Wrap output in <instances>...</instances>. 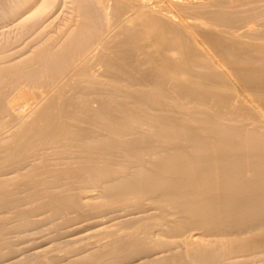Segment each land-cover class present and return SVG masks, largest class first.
Here are the masks:
<instances>
[{
    "label": "bare ground",
    "instance_id": "obj_1",
    "mask_svg": "<svg viewBox=\"0 0 264 264\" xmlns=\"http://www.w3.org/2000/svg\"><path fill=\"white\" fill-rule=\"evenodd\" d=\"M13 1V0H12ZM43 0H41L40 2H42ZM53 1V0H52ZM74 1V0H73ZM79 1V0H78ZM77 1V2H78ZM86 1V0H85ZM92 1V0H91ZM99 5H102V4H106L107 2L108 3H110V2H114L115 3V6L117 5H119L117 8H115V6H114V4H113V7H114V9H118L119 7H120V5L121 4H123V1H125V0H95ZM128 1V0H127ZM135 1L136 0H133V2L134 3H130V5L131 4H133V6L132 7H129L130 9L132 8L133 9V7L134 6H136V5H138V6H140V1H143V3L144 4H147L146 3V1L145 0H140V1H138L139 2V4H138V2H137V4H135ZM145 1V2H144ZM149 1H151V0H149ZM155 1V0H154ZM172 1V0H171ZM217 1V0H216ZM221 1V0H220ZM220 1H218V2H220ZM237 2H238V0H236ZM235 1V2H236ZM241 1V0H240ZM253 1V0H252ZM255 1V0H254ZM258 1V0H257ZM257 1H255V2H257ZM260 1V0H259ZM258 1V2H259ZM263 1V0H262ZM56 2H57V0H55V3H54V5L56 4ZM67 2V1H66ZM131 2V1H130ZM147 2H148V0H147ZM157 2V1H156ZM161 2H163V1H161ZM173 2V1H172ZM198 2V1H197ZM201 2V1H200ZM230 2V1H229ZM232 2V1H231ZM243 2V1H242ZM5 3V2H4ZM3 3V4H4ZM7 3V2H6ZM36 3H37V0H22V1H20V0H15V5H14V7L12 6V8L7 4V5H3L2 7H0L1 8V11L4 13V9H2V8H5L6 10H5V12L8 10V7H10L9 8V10L6 12V16H10L11 18H14V17H22V19H23V16L24 15H26V14H28L29 12L27 11V10H30L31 8H34L35 7V9H36V7H37V9L35 10V11H33V13H29L28 14V16L31 14V16L33 15V14H35L34 16H36V17H39L40 15H43V14H45V11L48 13V9L49 8H53V7H51L52 5H50L49 4V2H44V3H39V5H37V6H35L36 5ZM76 3V2H75ZM128 3V2H127ZM151 3V2H150ZM149 3V4H150ZM167 3H169V2H167ZM171 3V2H170ZM262 3V2H261ZM264 3V2H263ZM1 4V3H0ZM58 4V3H57ZM66 4V3H65ZM87 4V3H86ZM89 4H90V0H89ZM111 4V3H110ZM135 4V5H134ZM148 4V5H149ZM154 4H155V2H154ZM172 4H174V3H171V4H169L170 6L172 5ZM176 4L178 5V3L176 2ZM211 4V3H210ZM245 4V3H244ZM11 5V4H10ZM69 5V4H68ZM67 5V6H68ZM81 5V4H80ZM83 5H85V4H83ZM107 5V4H106ZM105 5V6H106ZM109 5V4H108ZM128 5V4H127ZM129 5V6H130ZM147 5V7H149V9H151V8H153L152 6H150V5H153V4H150L149 6ZM207 5H209V4H207ZM214 4L212 3V6H213ZM221 5V4H220ZM232 5V4H231ZM238 4H236V6H237ZM246 5H249V4H246ZM261 5V4H260ZM264 5V4H263ZM5 6V7H4ZM57 6V5H56ZM59 6V5H58ZM74 6H75V4H74ZM74 6L72 5V7H73V9H74ZM76 6H77V4H76ZM75 6V7H76ZM79 6V5H78ZM86 6V5H85ZM93 6H95V5H93ZM97 6V5H96ZM138 6H136L137 8L135 9V7H134V9H135V11H134V13H135V15L134 14H132L134 17L131 19V20H129V22L131 23H129L128 21H126V17H125V19L123 20V21H121L120 20V24H122V26H123V24L125 23V22H128V24H130V26H132L133 27V29L135 30L134 32H133V29L131 28H129L128 27V25H127V28L126 27H122V30L124 31V29L126 28V29H128L129 28V30H125L126 31V33L129 31V33H127V36H128V34H129V36H130V31L132 30V32L134 33V34H136V35H134V36H136L137 38H138V40H136V39H132V38H130V39H132V41L134 40H136L135 42H134V44H136L137 43V41H139V44H141V45H143L144 47H142L141 45V47L143 48V51H147L149 48H150V51H149V53L147 54H145L144 53V55L145 56H143L140 52L142 51V49L141 48H137V50L138 49H140V50H138V51H140L139 53L141 54H137V55H140V56H142L143 58H145L146 59V62H147V65H148V63H149V65H148V67H150L149 68V71L148 70H146V71H144L145 70V68H143L144 70H142V73H143V71L144 72H149V79H151L152 80V85H153V83H154V85L155 86H153V88L155 87V89H157L158 90V92L159 93H157V94H155V95H152V94H150V93H148V91H151V92H153V90L154 89H151V90H148L150 87L149 86H146V87H149L147 90H145V91H143V89H142V91L141 90H139V88H137V86L141 83H137V81L135 80V78H133L134 79V82L131 80V82H133V84H137L136 85V89H138V90H129V89H127V88H125V89H117V91H116V94H117V92L118 93H122L124 96H121V95H118V98H116L114 101H111L110 100V96H111V94L110 93H107V92H102L103 94L102 95H104L103 97H101V104H103V106L101 105L100 106V109H98V110H95L96 108H99V106L98 107H96L95 109H94V111L93 110H89L90 109V104H89V102L88 101H86L85 99H79V98H76L75 99V97H73L75 100H77V102H80V100H82L83 102H82V105L84 106V108L87 106L88 108V111H90V113H91V111H92V113H91V115H92V117L94 118L93 120H95L94 122H95V128L96 129H98V127L99 126H101V128H102V132H104L103 131V129L106 131L105 133H107V136L105 135L104 137H102L103 135L102 134H100V135H102L101 137H100V135H99V132H98V138H96L97 137V135H96V137L94 136V133H93V135H91L90 137L92 138H89V136H88V140L90 141V139L92 140V143L91 142H88V143H91V146H90V144H87L89 147H87L86 146V149L84 148V146L85 145H83L82 143H81V141L82 140H84V139H86L85 137H84V139H82L81 141H79L80 142V144H82L80 147H81V149L82 148H84V150H85V159H84V156H82V155H84V152L82 153V155H80L79 154V152L80 151H83V150H80L78 153H75V152H77L76 150L75 151H73V150H71V152H72V154H73V156H74V153H75V155L76 154H78V155H80L81 156V158H79V159H81L82 160V157H83V159L85 160V162H86V164L88 163V166H89V163H90V165H91V171L89 170V167H88V174L85 172V171H87V169H85V171H84V173H83V170L82 171H79V174L80 173H82V174H80V175H78L77 176V178L80 180H78L77 178V180H78V182L79 183H77V181H76V183H74L73 185H75V184H81V182H83L84 184L86 183V184H92V187H93V191L94 192H96L95 190H94V188H98V189H100V193H101V195H99L100 196V199H99V202H97L96 201V198H95V196L94 197H91L90 198V200L93 202L94 200L96 201H94V203H92V202H89V204H91L90 206H91V208L90 209H92V211L94 210V211H98V212H100V210H101V212H102V210H108L109 208L110 209H113V208H118L120 205L121 206H126V205H128V206H131L132 208H133V211H137V212H134V214L136 215L137 214V216L136 217H138L139 218V215L138 214H143V215H140V218H143V219H140V220H133V218L135 219V217L132 215H129L130 217H131V219L134 221H130V223H126V224H124V226H120V228H116L117 227V225L114 223V222H118V221H115L114 220V224L115 225H113V226H111L112 228H114V226H116L115 227V229L113 230V233H111L110 234V236L112 237H108L109 239H110V241H109V244L106 246L105 244V248H103V245H100V247H102L103 249H101V251H99V246H97L99 249H98V253L95 251V255L93 254V255H89L88 256V253H87V257L85 256V259L82 257V256H84V255H82L81 257H80V259L81 260H83V261H79L78 260V258H77V263L78 262H84V264H86L87 263V261L88 260H92V259H94V258H96V259H94V260H100L104 255H108L109 257H111V259H112V261H117L118 259H121V258H119V257H124L125 256V260H126V258L127 257H129V258H132V259H140V257L141 258H146V259H148L150 256H152V262H153V260L155 259V262H153V264H264V99L262 98L263 97V95H264V82H262V84H261V82L260 83H255V81H257L258 80V78H254V83H253V80L251 79L252 77L251 76H253L254 74H253V72H254V70H256V73L260 70V73H261V70H263L262 68H261V66L262 65H260V67H259V65H258V67H256L257 66V62L258 63H261L260 61V59H259V61H257L255 64H256V66L254 65V67H256V68H254L252 65H250V66H252V67H250V68H247L246 69V67L248 66V65H246L247 64V61H249V55L248 56H246L247 57V59H245V56L244 57H242L243 59H244V61H241L242 63H243V65H242V63L241 64H239V62L240 61H237V60H239L240 59V57L239 56H241L240 54H239V56L238 55H236V57L237 58H234V60H236L235 62H237V65L239 66V68H240V65L241 66H243V67H245V68H243V70L245 69V70H248V69H251L252 70V68L254 69L253 71H249L248 70V72L247 71H245L244 70V72H240V70H242L241 68H240V70L238 69V68H234V70H239V72H238V70H237V72H234L233 71V73L231 72L232 71V67H233V65H235V67H237L236 66V63L235 64H233V65H231L232 67V69H231V71L229 70V71H227L226 70V68H225V70L227 71V72H225V73H227V76H229L230 77V75H234V73H236V74H240L238 77H240V76H243V77H245V76H247V75H251L249 78H250V80H248L247 79V77H245V79L243 80L241 77L240 78H238L237 76V80L238 79H241V81H237L235 78L236 77H234V76H232L231 78H229L228 80H219L218 78H221L220 76L217 78L216 76H212V75H207V74H203V72H201L200 73V75H204V76H200L199 75V71H198V75L196 74V71H195V73L193 72V70L195 69L194 68V66L195 67H197L196 65H200V67L202 68H204V69H206V68H209V69H215V73H217L216 71V68H224L225 67V62L223 63V61L222 60H220L218 57V59H214V58H212L209 54H211V53H213V55H215V50L212 48L213 47V45L212 44H200V43H198L197 42V40H196V38L193 40V38L192 39H190V40H192L191 42H192V44L194 45V50L192 49L191 51L193 52V53H191V54H187L186 56H184L185 57V59H183V57H182V59L181 58H179V59H177V57L175 56V58H173L172 57V50H171V47H172V49L173 50H175L174 48H176V49H178V52H179V50L181 51L182 49H184L186 46V41H185V45H182L184 48H177V46H181L180 44L178 45V40L180 39V37L179 36H175L176 34H174L175 32H172L173 34H174V36L175 37H179L178 38V40H176L175 39V41H176V44H174L175 42H174V38H172L173 39V42H172V39H170L171 40V42H170V40L168 41L167 39H165V37L168 35L167 33H169L168 31H166L165 32V34H166V36L164 37V39L166 40V42L168 41V44L166 43V42H164L163 40V42L161 41V39H162V36L164 35L163 34V30L165 31L166 29H163V27H162V25L160 24L161 23V14H159L160 12H158V10L157 11H152L153 12V14H156V15H160V21H159V19H158V17H156V15H153L154 16V18L156 19L157 18V20H155L154 18H151V17H149L148 15L149 14H144V13H142L141 11H145V9H147V8H145V7H143V5L141 6V7H138ZM156 6H158V4L156 5ZM172 6H174V5H172ZM178 6H180V5H178ZM177 6V7H178ZM183 6H185V5H183ZM182 6V7H183ZM217 6V5H216ZM222 6H223V1H222ZM234 7H235V5H233ZM240 6V5H239ZM243 6V5H242ZM251 6V5H250ZM249 6V8H251ZM60 7V6H59ZM64 7H66V6H64ZM68 7H70V6H68ZM87 7H89L88 5L86 6V8ZM112 7V8H113ZM151 7V8H150ZM164 7H166V6H164ZM164 7L161 9V7L159 8V9H161L162 11H164ZM168 7V6H167ZM166 7V9H169V8H167ZM175 7V6H174ZM221 7V6H220ZM224 7L225 6H223V9H224ZM241 7V6H240ZM239 7V8H240ZM258 7V6H257ZM56 7H54V9H55ZM58 8V7H57ZM78 8V7H77ZM76 8V9H77ZM83 8V7H82ZM111 8V7H110ZM143 8H145V9H143ZM184 8V7H183ZM183 8H182V10H183ZM185 8H186V6H185ZM243 8V7H242ZM241 8V9H242ZM248 8V9H249ZM253 8H255V7H253ZM53 9V10H54ZM62 9H63V6H62ZM67 9V8H66ZM66 9H64L65 10V13H66ZM85 9V7L83 8V10ZM94 9V8H93ZM97 9V8H96ZM113 9V10H114ZM120 9V8H119ZM148 9V10H149ZM166 9H165V12H166ZM174 9V8H173ZM172 9V7H171V10H173ZM217 9V8H216ZM216 9H215V11H216ZM235 9V8H234ZM52 10V11H53ZM68 10V9H67ZM87 10H88V8H87ZM113 10H111V12L113 11ZM170 10V12H173V11H171ZM178 10V9H177ZM176 10V11H177ZM182 10H181V13H182ZM189 10V9H188ZM218 10H220V9H218ZM217 10V11H218ZM221 10H222V8H221ZM225 10V9H224ZM224 10H222V11H224ZM232 10H233V7H232ZM244 10H245V8H244ZM250 10V9H249ZM77 11H79V9H77ZM93 11V10H92ZM95 11V14H96V11L97 10H94ZM93 11V12H94ZM101 11V10H100ZM122 11V10H121ZM175 11V10H174ZM179 11H180V8H179ZM186 11V10H185ZM213 11V10H212ZM215 11H214V13H215ZM216 11V12H217ZM32 12V11H31ZM61 12V11H60ZM69 12V11H68ZM67 12V13H68ZM81 12V11H80ZM80 12H76V13H80ZM85 12V11H84ZM83 11H82V13H84ZM93 12H91V13H93ZM116 12V14H117V11H114V12H112V13H115ZM119 12H120V10H119ZM118 12V13H119ZM155 12H158V14L157 13H155ZM167 14H169L170 12H169V10H167ZM220 12V11H219ZM230 12H231V10H230ZM230 12H228L229 14H230ZM261 12V11H260ZM262 12H263V10H262ZM261 12V13H262ZM2 13V14H3ZM54 12H52V14H53ZM62 13V12H61ZM64 13V14H65ZM90 13V14H91ZM101 13V12H100ZM124 13V12H123ZM122 13V14H123ZM193 14H195L194 12H192ZM225 14H228L227 13V10H225V12H224ZM236 12H234V10H233V12H232V14L234 15ZM260 13V14H261ZM2 14H1V16H2ZM5 14V13H4ZM49 15H50V13H48ZM60 14V13H59ZM68 14H71L70 12L68 13ZM89 14V15H90ZM163 14V13H162ZM166 14V15H167ZM174 14V13H173ZM173 14L171 13V14H169V15H172L173 16ZM183 14H184V12H183ZM186 14V13H185ZM184 14V16L183 17H185L186 15ZM189 14V13H188ZM216 14V13H215ZM220 14V13H219ZM257 14H258V12H257ZM47 15V14H46ZM56 15H57V13H56ZM55 15V16H56ZM61 15V14H60ZM99 15H101V14H99ZM121 15V14H120ZM128 15H130V14H128ZM151 15H152V13H151ZM150 15V16H151ZM181 15V14H177V17H175L174 18V16L172 17H167V19L168 18H174V19H176L177 18V20H178V17ZM223 16H225L224 14H222ZM232 15V16H233ZM237 15V14H236ZM5 16V15H4ZM4 16H2V17H4ZM5 16V17H6ZM27 16V15H26ZM27 16V17H28ZM45 16V15H44ZM59 16V15H58ZM57 16V17H58ZM94 16V15H93ZM90 17V18H94V17ZM122 16V15H121ZM165 16V15H164ZM194 16V15H193ZM214 16V15H213ZM227 16H229V15H227ZM249 16V15H248ZM248 16H246L247 17V19H248ZM253 16V15H252ZM251 16V17H252ZM2 17H0V18H2ZM30 17V16H29ZM41 17V16H40ZM40 17H39V19H37V22H35L34 24H32L31 25V27H30V30L31 29H33L34 27H37L36 25L37 24H40ZM56 17V18H57ZM60 17V16H59ZM58 17V18H59ZM71 17V16H70ZM74 17V16H73ZM84 17V16H83ZM87 17V16H86ZM103 17H105V15H103ZM102 17V18H103ZM132 17V16H131ZM181 17H182V15H181ZM180 17V18H181ZM181 18V19H185V18ZM189 17H190V15H189ZM219 17V16H218ZM218 17L216 16V18L218 19ZM220 17H222V16H220ZM219 17V19L221 20L222 18H220ZM234 17V16H233ZM233 17H230V18H233ZM236 17V16H235ZM246 17H245V20H246ZM24 18H26V17H24ZM32 18V17H31ZM31 18H28V19H31ZM53 18V17H52ZM67 18V17H66ZM72 18V17H71ZM75 18V17H74ZM82 18V17H81ZM85 18V17H84ZM99 18H101V17H99ZM106 18L108 19V17L106 16ZM114 18H116L117 19V16H115ZM120 18V17H119ZM118 18V19H119ZM180 18H179V20H180ZM192 18V17H191ZM190 18V19H191ZM215 18V17H214ZM237 18H239V16H237L236 17V20H237ZM259 18V20H261V18L260 17H258ZM257 18V19H258ZM262 18H264V17H262ZM6 19H7V17H6ZM18 19V18H17ZM45 19V18H44ZM51 19V18H50ZM69 19V18H68ZM77 20H79L80 21V17L78 18H76ZM105 21H107L105 18H103ZM102 19V20H103ZM115 19V20H116ZM127 19H130V18H127ZM163 19H165L164 17H163ZM174 19H172V20H174ZM188 19V18H187ZM225 19H229V17H225L224 19H222L223 21L225 20ZM11 20V19H10ZM15 20V19H14ZM13 20V21H14ZM19 20V19H18ZM20 20H21V18H20ZM19 20V21H20ZM24 20V19H23ZM23 20H21V21H23ZM27 20V19H26ZM52 20V19H51ZM50 20V21H51ZM58 20V19H57ZM71 20H73V19H71ZM90 20V19H89ZM112 20H113V18H112ZM216 20V19H215ZM221 20V21H222ZM231 20V19H230ZM264 20V19H263ZM262 20V21H263ZM5 21V20H4ZM7 21H9V20H7ZM40 21V22H39ZM61 21V20H60ZM65 21V20H64ZM74 21V20H73ZM82 21V20H81ZM85 21H87V20H85ZM84 21V22H85ZM94 21H95V19H94ZM98 21V20H97ZM176 21V20H175ZM194 21V20H193ZM203 21H205V20H203ZM214 21V20H213ZM226 21V20H225ZM225 21H224V23H225ZM229 20H227L226 21V23L228 22ZM240 21V20H239ZM238 21V22H239ZM242 21V20H241ZM240 21V22H241ZM254 21V20H253ZM26 22V21H25ZM32 22H34V21H32ZM39 22V23H38ZM43 22H44V20H43ZM53 22H55V21H53ZM69 22H71L72 23V21H69ZM69 22H67V23H69ZM75 22V21H74ZM78 22V21H77ZM90 22V21H89ZM91 22H92V20H91ZM90 22V23H91ZM164 22H165V20H164ZM174 22V21H173ZM181 22H183V21H181ZM190 22V21H189ZM215 22V21H214ZM217 22H219V21H217L216 20V22L215 23H217ZM248 22V21H247ZM19 23V22H18ZM24 23V22H23ZM27 23V22H26ZM25 23V24H26ZM51 23V22H50ZM59 23V22H58ZM57 23V24H58ZM64 22H62V24H63ZM79 23V22H78ZM93 23V22H92ZM98 23H99V21H98ZM103 23V22H102ZM106 23V22H105ZM220 23V22H219ZM229 24H230V22H228ZM242 23V22H241ZM245 23V22H244ZM261 22H259V24H260ZM17 24V23H16ZM21 24V23H20ZM19 24V25H20ZM28 25H30L29 23H27ZM26 24V25H27ZM45 24V23H44ZM65 24H66V22H65ZM82 24H84V23H82ZM94 24V23H93ZM114 24V23H113ZM125 24H127V23H125ZM229 24H228V26H229ZM243 24V23H242ZM250 24V23H249ZM3 25V24H2ZM21 25H23V24H21ZM42 25V24H41ZM47 25V24H46ZM51 25V24H50ZM49 25V26H50ZM74 26H76L77 24L76 23H74L73 24ZM91 25V24H90ZM111 25V24H110ZM115 25V24H114ZM195 25H197V24H195ZM217 25H218V23H217ZM239 25V24H238ZM251 25V24H250ZM249 25V26H250ZM52 26V25H51ZM65 26H67V25H65ZM68 26H71V25H68ZM67 26V27H68ZM84 26V25H83ZM108 26V25H107ZM107 26H106V29H108L107 28ZM112 26V25H111ZM116 26V25H115ZM124 26H126V25H124ZM176 26H178V25H176ZM191 26V25H190ZM189 26V27H190ZM198 26V25H197ZM219 27H220V25H218ZM240 26H242L241 24H240ZM251 26H253V25H251ZM258 26V25H257ZM261 26V25H260ZM12 27V26H11ZM23 27V26H22ZM21 27V30H24L23 28ZM25 27V26H24ZM38 27H39V25H38ZM64 27V26H63ZM78 27V26H77ZM85 27H86V25H85ZM88 27V26H87ZM109 27V26H108ZM116 27H120L119 25H118V23H117V26ZM164 27H165V25H164ZM167 27V26H166ZM181 27V26H180ZM183 27V26H182ZM181 27V28H182ZM192 27V26H191ZM230 27V26H229ZM229 27H228V31H229ZM232 27V26H231ZM247 27V26H246ZM9 28H10V26H9ZM15 28V27H14ZM40 28V27H39ZM44 28V27H43ZM42 28V29H43ZM50 28V27H49ZM49 28H48V30H49ZM53 28V27H52ZM52 28H50V29H52ZM58 28V27H57ZM75 28V27H74ZM73 28V29H74ZM96 28V27H95ZM109 28H111V27H109ZM124 28V29H123ZM169 28V27H168ZM196 28V27H195ZM224 28H225V26H224ZM242 28H245V26L244 27H241V29ZM264 28V27H263ZM17 29H18V27H17ZM20 29V28H19ZM26 29H28V28H26ZM41 29V28H40ZM41 29V30H42ZM53 29H55V28H53ZM59 29V28H58ZM65 29V28H64ZM76 29V28H75ZM78 29H80V27L78 28ZM77 29V30H78ZM89 29V28H88ZM92 29V28H91ZM91 29H89V30H91ZM97 29V28H96ZM112 29V28H111ZM137 29V30H136ZM192 29V28H191ZM198 29H200V28H198ZM212 29V28H211ZM233 29H235V28H233ZM233 29H231V30H233ZM237 30H238V32H239V28H236ZM262 29V28H261ZM16 30V29H15ZM20 30V31H21ZM29 30V29H28ZM34 30H35V28H34ZM39 30V29H38ZM44 30V29H43ZM46 30H47V28H46ZM85 30V29H84ZM93 30V29H92ZM104 30H105V28H104ZM103 29H102V31H104ZM114 30H116V29H114ZM117 30H120V29H117ZM216 30V29H215ZM230 30V31H231ZM45 31V30H44ZM44 31H42V34H43V32ZM58 31V30H57ZM56 31V32H57ZM64 30H62V32H63ZM68 31V30H67ZM74 31H76V30H74ZM73 31V32H74ZM86 31H88L87 29H86ZM94 31V30H93ZM107 31V30H106ZM110 31H112L113 32V30H110ZM170 31V35L172 36V33H171V30H169ZM195 31H197V30H195ZM199 31V30H198ZM235 31V30H234ZM30 32H32V30L31 31H29L28 33H30ZM36 32V31H35ZM39 32V31H38ZM52 32V31H51ZM59 32V31H58ZM57 32V33H58ZM65 32V31H64ZM69 32H70V30H69ZM77 32H80V31H76V33L75 34H77ZM95 32V31H94ZM94 32L92 33V35L94 34ZM108 32V31H107ZM120 32V31H119ZM122 32V31H121ZM120 32V33H121ZM181 32V31H180ZM188 32V31H187ZM224 32V31H223ZM235 32H237V31H235ZM244 32V31H243ZM250 32H252V33H254V32H256V30H254V32L253 31H251L250 30ZM262 32H263V30H262ZM13 33V32H12ZM11 33V34H12ZM34 33V32H33ZM37 33V32H36ZM36 33H35V35H36ZM61 33V32H60ZM82 33V32H81ZM84 33H85V31H84ZM90 33H91V31H90ZM96 33V32H95ZM100 33V32H99ZM103 33V32H102ZM105 33V32H104ZM117 33V32H116ZM182 33H184V31H182ZM198 34L200 33V31L199 32H197ZM227 32L225 31V33L224 34H226ZM232 33V34H231ZM234 32L233 31H231L230 32V35H235V34H233ZM252 33H251V35H252ZM31 34V33H30ZM39 34H41V32L40 33H38V36H39ZM45 34H47V33H45ZM53 34V33H52ZM56 34V33H55ZM62 34H64V33H62ZM66 34H67V32H66ZM72 34V33H71ZM83 34V33H82ZM86 34V33H85ZM101 34V33H100ZM106 34V33H105ZM119 34V33H118ZM123 34V33H122ZM163 34V35H162ZM188 34H190V33H188ZM194 34V33H193ZM201 34V33H200ZM219 34H220V32H219ZM222 34V33H221ZM220 34V35H221ZM239 33H237L235 36H239L240 37V34L238 35ZM255 34V33H254ZM253 34V35H254ZM1 35V34H0ZM21 35V34H20ZM19 35V36H20ZM24 35V34H23ZM25 35H26V32H25ZM28 36H30L29 34H27ZM34 35V36H35ZM44 35V34H43ZM54 35V34H53ZM56 35H58V34H56ZM77 35H79V36H81L80 34H77ZM76 35V36H77ZM88 35V34H87ZM112 35V34H111ZM113 35H115V33L113 34ZM126 35V34H125ZM178 35V34H177ZM184 35V34H183ZM223 35V34H222ZM226 35H228V33L226 34ZM242 35V34H241ZM244 35V34H243ZM242 35V36H243ZM255 35H258V34H255ZM5 36H7V35H5ZM10 36V35H9ZM15 36V38L17 37L16 35H14ZM22 36V35H21ZM49 36V35H48ZM72 36H74V34L72 35ZM71 35L69 36V37H72ZM78 36V37H79ZM94 36V35H93ZM92 36V37H93ZM99 36V35H98ZM97 36V37H98ZM102 37H103V35H101ZM108 36V35H107ZM118 35H116V36H114V38L115 37H117ZM122 36V35H121ZM131 36H132V34H131ZM170 36V37H171ZM202 36V35H201ZM248 36V35H247ZM4 37V36H3ZM12 37V36H11ZM10 37V38H11ZM32 37V36H31ZM39 37H41V35L39 36ZM50 37V36H49ZM77 37V38H78ZM87 37V36H86ZM88 37H91V36H88ZM87 37V38H88ZM96 37V38H97ZM113 37V36H112ZM118 37H120V34H119V36ZM135 37V38H136ZM169 37V36H168ZM168 37H166V38H168ZM169 37V38H170ZM196 37H198V36H196ZM228 37V36H227ZM227 37H225V39L227 38ZM230 37V36H229ZM232 37H234V36H232ZM245 37V36H244ZM251 37V36H250ZM249 37V39H251ZM254 37V36H253ZM252 37V38H253ZM261 37H264L263 35L261 36ZM20 38V37H19ZM25 38V37H24ZM33 38V37H32ZM43 38V37H42ZM47 38V37H46ZM58 38V37H57ZM66 38V37H65ZM73 38H75V37H73ZM104 38H105V35H104ZM121 38V37H120ZM219 38V37H218ZM223 38V37H222ZM236 39H235V41H238V43H239V39H237L238 37H235ZM241 38V37H240ZM3 39V38H2ZM5 39H7V38H5ZM4 39V40H5ZM18 39V38H17ZM50 39V38H49ZM55 39V38H54ZM68 40H69V38H67ZM80 39V38H79ZM92 39V38H91ZM94 39H95V37H94ZM93 39V40H94ZM111 39V38H110ZM231 39V38H230ZM229 39V40H230ZM232 39H234V38H232ZM254 39V38H253ZM7 40H9V39H7ZM35 40H36V37H35ZM38 40V39H37ZM36 40V41H37ZM53 41V39H50V41ZM65 40V39H64ZM68 40H66L67 42H69ZM75 40V39H74ZM73 40V41H74ZM86 40V39H85ZM89 40V39H88ZM93 40H90V42L91 41H93ZM98 40H99V38H98ZM117 40V39H116ZM127 40H129V39H127ZM206 40V39H205ZM220 40H221V37H220ZM262 40V39H261ZM28 40H26V42H27ZM42 41V40H41ZM48 41V40H47ZM60 41V40H59ZM65 41V42H66ZM77 41H78V39H77ZM83 41V40H82ZM105 41V40H104ZM103 41V39H101V41H97L96 40V42L97 43H94V45L93 46H91L92 45V43H91V45H90V48L87 50L86 49V47H84V49L85 50H87L86 52H84L83 50H81L84 54H83V57H82V59H85V58H88V57H90V58H92L91 56H93L94 58L96 57V58H98V57H100V59H101V54H102V59H101V62L103 63V64H106V65H104L107 69H104L103 68V73H104V71L105 72H108V68L110 69V67H114V68H116V70H117V72L119 73V74H121V75H123V76H121V77H123L124 78V76H126V75H128V77H129V75L131 74L129 71V69H131V67H130V64H131V62L133 61H131L130 63H129V65L126 63V60L123 58L122 60H125L124 62V64L126 65H128V67H127V65H126V68L123 66V61L121 60V62L122 63H119V64H115L114 63V59L112 60L111 58L114 56H112L110 59L112 60L111 62H113V63H111V62H109V61H106V59H105V53H104V56H103V50H105L103 47L105 46L103 43H106V41L104 42ZM118 41V40H117ZM184 41V40H183ZM214 41V40H213ZM219 41V40H218ZM253 41H255V40H253ZM2 42H4V41H2ZM12 42V41H11ZM13 42H17V41H13ZM12 42V43H13ZM25 42V43H26ZM30 42L32 43V39L30 40ZM29 42V43H30ZM49 42V41H48ZM47 42V43H48ZM85 42V41H84ZM87 42V41H86ZM114 42V41H113ZM112 41L110 42V44L112 45V43H113ZM120 42V41H119ZM179 42H180V40H179ZM205 42V41H204ZM208 42V41H207ZM221 42H222V40H221ZM232 42H234V41H230L229 43H232ZM241 42V41H240ZM258 42V41H257ZM18 43V42H17ZM30 43V44H31ZM45 43V42H44ZM50 43V42H49ZM55 43V42H54ZM57 43V42H56ZM60 43V42H59ZM74 43V42H73ZM88 43V42H87ZM86 43V44H87ZM132 43V42H131ZM172 43H173V45H172ZM189 43V42H188ZM187 43V44H188ZM209 43V42H208ZM219 43H220V41H219ZM218 43V44H219ZM235 43V45H236V42H234ZM234 43H232V44H234ZM249 43V42H248ZM264 43V42H263ZM1 44V43H0ZM5 44V43H4ZM15 44V43H14ZM19 44V43H18ZM27 44V43H26ZM63 44V43H62ZM69 44H71V43H69ZM79 44V43H78ZM82 44V43H81ZM88 44H90V43H88ZM110 44L108 43V45L110 46ZM130 44V43H129ZM222 44H224L223 42L221 43V44H219V46H222V47H226V48H222L221 47V49H220V47L216 44V46H218V48L220 49H217V47H216V49L218 50V51H220V53H226V52H231L230 53V55L232 56V54L233 55H235V50L233 51V48H231V47H233V46H230V49L227 47V46H223ZM242 44V43H241ZM241 44H239L240 45V47H241ZM250 45H252L251 43H249ZM2 45V44H1ZM7 45V44H6ZM9 45H13V44H9ZM15 45H17V44H15ZM37 45V44H36ZM40 45H42V43L40 44ZM54 45V44H53ZM61 45V44H60ZM72 45V44H71ZM103 45V46H102ZM132 45H133V43H132ZM172 45V46H171ZM175 45H176V47H175ZM210 45H212V47L210 46ZM254 45V44H253ZM255 45H257V44H255ZM254 45V46H255ZM258 45H260V44H258ZM262 45H264V44H262ZM18 46V45H17ZM52 46V45H51ZM59 46V45H58ZM70 46V45H69ZM77 46V45H76ZM79 46V45H78ZM77 46V47H78ZM81 46H83V45H81ZM80 46V47H81ZM85 46V45H84ZM89 46V45H88ZM122 46V45H121ZM173 46H174V48H173ZM181 46V47H182ZM189 47H190V45H188ZM187 46V47H188ZM1 47V46H0ZM22 47V46H21ZM28 46H26V48H27ZM36 47V46H35ZM34 47V48H35ZM42 47V46H41ZM41 47H38V48H41ZM68 47V46H67ZM75 47V46H74ZM129 47H132L131 45H129ZM138 47H139V45H138ZM148 47V48H147ZM169 47H170V49H169ZM236 47H238V46H236ZM262 47V49H259L260 47H256V51L255 52H257L258 54H257V56H253V58L254 57H256V58H258V56H259V53H261V54H263V56H264V46H261ZM3 47H1V49H2ZM12 48V47H11ZM44 48V47H43ZM42 48V49H43ZM52 48V47H51ZM56 48V47H55ZM55 48H53L54 50L53 51H55L56 49ZM62 48V47H61ZM71 48V47H70ZM73 48V47H72ZM101 48H103V50L101 49ZM105 48H106V46H105ZM109 48V47H108ZM112 48H114V47H112ZM118 48V47H117ZM133 48V47H132ZM147 48V49H146ZM243 48H245V47H243ZM5 49H6V47H5ZM10 49V48H9ZM23 49H25V48H23ZM41 49V50H42ZM63 49V48H62ZM82 49V48H81ZM119 49V48H118ZM125 49V48H124ZM135 49V48H134ZM190 49V48H189ZM232 49V50H231ZM238 49H239V47H238ZM15 50V49H14ZM26 50V49H25ZM28 50V49H27ZM40 50V49H39ZM38 50V51H39ZM40 50V51H41ZM52 50V49H51ZM78 50V49H77ZM101 50L103 51L101 54H97V51L98 52H101ZM115 50V49H114ZM136 50V49H135ZM245 50L246 49H244V52H245ZM23 51V50H22ZM21 51V52H22ZM38 51H36V53H39ZM48 51H50V50H47V52ZM65 51H67V50H65ZM75 51H76V49H75ZM113 51V50H112ZM118 51V50H117ZM117 51L115 52V53H117ZM125 51H127V50H125ZM143 51H142V53H143ZM186 51H188V49H186ZM190 51V52H191ZM224 51V52H223ZM234 53H233V52ZM5 52V51H4ZM14 52V51H13ZM12 52V53H13ZM46 52V51H45ZM56 52V51H55ZM54 52V53H55ZM70 52V51H69ZM72 52V51H71ZM77 52V51H76ZM79 52V51H78ZM124 52V51H123ZM168 52H171V53H168ZM217 52V51H216ZM243 52V53H244ZM255 52H252V53H254L253 55H256V53ZM9 53H11V51L9 52ZM20 53V52H19ZM23 53V52H22ZM21 53V54H22ZM25 53V52H24ZM44 53V52H43ZM58 53V52H57ZM68 53V52H67ZM81 53V52H80ZM122 53V52H121ZM124 53H126V52H124ZM124 53H122V54H124ZM135 53H137V51H135ZM174 53V52H173ZM184 53H185V51H184ZM219 53V52H218ZM251 53V52H250ZM2 54V53H1ZM27 54V53H26ZM26 54H25V56H26ZM33 54H35V53H33ZM63 54V53H62ZM62 54H61V56H62ZM78 54V53H77ZM76 54V55H77ZM106 54H107V52H106ZM118 55H120L119 54V52L117 53ZM116 54V55H117ZM179 54V53H178ZM229 53H227L226 54V57H229V56H227ZM246 54V53H245ZM244 54V55H245ZM248 54V53H247ZM246 54V55H247ZM5 55V54H4ZM10 55V54H9ZM13 55V54H12ZM29 55V54H28ZM38 55V54H37ZM39 55H42L41 53L39 54ZM52 55H53V53H52ZM57 55V54H56ZM68 55H69V53H68ZM68 55H66V56H68ZM75 55V56H76ZM78 55H81V54H78ZM99 55V56H98ZM108 55V54H107ZM127 55H129V53L127 54ZM132 55V54H131ZM130 55V57H135V59H137L136 57H137V55L136 56H131ZM171 55V56H170ZM177 55V54H176ZM181 55V54H180ZM224 55V54H223ZM252 55V54H251ZM6 56V55H5ZM32 56V55H31ZM31 56H29V57H31ZM44 56V55H43ZM53 56H55V54L53 55ZM98 56V57H97ZM173 56H174V54H173ZM225 56V55H224ZM9 57V56H8ZM22 57V56H21ZM20 57V58H21ZM47 57H48V55H47ZM46 57V58H47ZM50 57H51V55H50ZM57 57H58V55H57ZM70 57V56H69ZM116 57H118V56H116ZM122 57H124V56H122ZM235 57V56H234ZM238 57H239V59H238ZM5 58V57H4ZM24 58V57H23ZM22 58V59H23ZM33 59H34V57H32ZM41 58V57H40ZM39 58V59H40ZM45 58V57H44ZM44 58L42 59V60H44ZM49 58V57H48ZM48 58H47V60H48ZM52 58V57H51ZM54 58V57H53ZM89 58V59H90ZM106 58H108V57H106ZM126 58V57H125ZM230 58V57H229ZM233 58V57H232ZM232 58L229 60L230 62H228V61H226L227 63V65H228V63L230 64H232L233 62H231V60H232ZM240 59V60H243V59ZM253 58H250V61H251V63L254 61L253 60ZM259 58H261V57H259ZM264 58V57H263ZM12 59V58H11ZM38 59V58H37ZM58 59H61V58H58ZM75 59H77V57L75 58ZM93 59V58H92ZM99 59V60H100ZM109 59V58H108ZM133 59V58H132ZM144 59V60H145ZM24 60V59H23ZM25 60L27 61V59L25 58ZM25 60H24V62H25ZM31 60V59H30ZM30 60H28V62L30 61ZM35 60V59H34ZM71 60V59H70ZM86 60V59H85ZM88 60V59H87ZM86 60V61H87ZM128 60H129V58H128ZM127 60V61H128ZM143 60V61H144ZM196 60H197V62H196ZM233 60V61H234ZM253 60V61H252ZM39 62H40V60H38ZM46 61V60H45ZM44 61V62H45ZM62 62H64L63 60H61ZM81 61V60H80ZM89 61V60H88ZM91 61V60H90ZM93 61V60H92ZM98 61V60H97ZM116 61H117V59H116ZM115 61V62H116ZM130 61V60H129ZM128 61V62H129ZM141 61V60H140ZM139 61V62H140ZM199 61V62H198ZM249 61V62H250ZM22 61H20V63H21ZM27 62V63H28ZM36 62V60L33 62V63H35ZM47 62V61H46ZM45 62V63H46ZM49 62V61H48ZM55 62H57V59H56V61ZM66 62V61H65ZM68 62V61H67ZM72 62V61H71ZM70 61L68 62V63H71ZM75 61H73V63H74ZM95 62V61H94ZM136 62V61H135ZM133 63V64H131V66H133L132 67V69L133 70H137L138 69V62H136V63ZM196 62V63H195ZM249 62H248V64H249ZM8 63V62H7ZM23 63V62H22ZM32 63V64H33ZM37 63V62H36ZM58 63V62H57ZM60 64H61V62H59ZM81 63V62H80ZM83 63H85V62H83ZM93 63V62H92ZM96 63V62H95ZM98 63H100L99 61H98ZM117 63V62H116ZM246 63V64H245ZM254 63V62H253ZM10 64V63H9ZM19 64V63H18ZM38 64V63H37ZM51 64V63H50ZM63 64V63H62ZM61 64V65H62ZM66 64V63H65ZM89 64V63H88ZM103 64H102V66H103ZM142 64H143V62H142ZM144 64H145V62H144ZM144 64H143V66H144ZM245 64V65H244ZM12 65V64H11ZM36 65V64H35ZM44 65V64H43ZM56 66L58 65V64H55ZM61 65H59L58 67H60ZM64 65V64H63ZM73 65V64H72ZM82 65V64H81ZM85 66H86V64H84ZM83 65V66H84ZM99 65V64H98ZM100 65H101V63H100ZM6 66V65H5ZM13 66V65H12ZM23 66H24V64H23ZM33 66V65H32ZM68 66V65H67ZM71 66V65H70ZM81 67V66H79V67H77V69H78V72H76L75 74L76 75H78L79 77L80 76H82V78H83V76H88V77H92L91 75H89V72H88V70H87V68L84 66V67ZM89 66V65H88ZM87 66V67H88ZM91 66V65H90ZM142 66V65H141ZM142 66V67H143ZM7 67L8 66H6V70H7ZM15 67V66H14ZM13 67V68H14ZM16 67H21V66H16ZM25 67V66H24ZM48 67H50L49 66V64H48ZM55 67V66H54ZM64 67V66H63ZM69 67V66H68ZM68 67H67V69H68ZM94 67H96V66H94ZM199 67V66H198ZM21 68H23V67H21ZM32 67H30V69H31ZM39 68V67H38ZM41 68V67H40ZM61 68V67H60ZM99 68V67H98ZM100 68H101V66H100ZM99 68V70H101ZM194 68V69H193ZM259 68V69H258ZM10 69H11V66H10ZM9 67H8V70H7V73L9 72ZM36 69V68H35ZM43 69V68H42ZM45 69H46V65H45ZM48 69V68H47ZM62 69V68H61ZM66 69V68H65ZM71 69V68H70ZM74 69V68H73ZM89 69V68H88ZM258 69V70H257ZM5 70V69H4ZM15 70V69H14ZM19 71L21 70V69H18ZM24 70H26V69H24ZM39 70V69H38ZM41 70V69H40ZM39 70V71H40ZM49 70H50V68H49ZM64 70V69H63ZM69 70V69H68ZM68 70L65 72V73H67L68 72ZM89 70H91V69H89ZM92 70H94V69H92ZM98 70V71H99ZM196 70V69H195ZM22 72H23V70H21ZM27 71H28V68H27ZM36 71V70H35ZM48 71V70H47ZM53 71H55V69L53 70ZM58 71H60L59 70V68H58ZM62 71V70H61ZM73 71V70H72ZM76 71V70H75ZM134 71V72H135ZM138 71V70H137ZM139 71H141L140 70V68H139ZM264 71V70H263ZM262 71V72H263ZM5 72V71H4ZM16 72H18V71H16ZM26 72V71H25ZM50 72V71H49ZM56 72V71H55ZM116 72V73H117ZM247 72V73H246ZM250 72V73H249ZM1 73V72H0ZM6 73V72H5ZM10 73V72H9ZM11 73H14L13 71L11 72ZM28 73V72H27ZM40 73H42V72H40ZM60 73V72H59ZM69 73V72H68ZM102 73V72H101ZM115 73V72H114ZM115 73V74H116ZM249 73V74H248ZM3 74V73H2ZM39 74V73H38ZM43 74H45V73H43ZM63 74V73H62ZM95 74V73H94ZM96 74H97V72H96ZM118 74V75H119ZM147 74V73H146ZM235 74V75H236ZM241 74H243V75H241ZM261 74H263V81H264V73H261ZM29 75V74H28ZM46 75V74H45ZM64 75H66V74H64ZM69 75H70V73H69ZM98 75V74H97ZM117 74H116V76H118ZM259 75V73H257V76ZM24 76H25V74H24ZM49 76V75H48ZM56 76H57V74H56ZM55 76V77H56ZM103 75L101 74V77L100 78H102V79H104L103 77H102ZM111 76H112V74H111ZM115 76V75H114ZM143 76V75H142ZM141 76V77H142ZM148 76H146V78L148 77ZM22 77V76H21ZM58 77V76H57ZM72 77V76H71ZM75 77H77V76H75ZM86 77L84 78V79H86ZM105 77V76H104ZM109 77V76H108ZM121 77H119V78H121ZM131 77V78H130ZM129 78L130 79H132V76H130ZM134 77V76H133ZM233 77H234V79H233ZM14 78V77H13ZM29 78V77H28ZM33 78V77H32ZM42 78H43V76H42ZM70 78V77H69ZM99 78V77H98ZM97 78V79H98ZM112 78H113V76H112ZM138 78V77H137ZM143 78H145V77H143ZM10 79H12V78H10ZM15 79H17V78H15ZM30 79V78H29ZM28 79V80H29ZM41 79V78H40ZM44 79V78H43ZM42 79V80H43ZM56 80H57V78H55ZM79 79H81V78H79ZM89 80V82L88 81H86L85 83H88V85L90 84V87H88V89H90V90H88V91H93L94 89H92V87H91V85H94V84H91L92 83V80H93V78H91V80H90V78H88ZM110 79V78H109ZM127 79V78H126ZM230 79H233V80H236V82L235 81H232V80H230ZM257 79V80H256ZM5 80V79H4ZM13 80V82H15V80L14 79H12ZM26 80V79H25ZM25 80H23V82L25 81ZM33 80V79H32ZM45 80H47V79H45ZM50 80V79H49ZM52 80V79H51ZM58 80H59V78H58ZM57 80V81H58ZM106 80H107V76H106ZM114 80V79H113ZM123 80H125V79H123ZM122 80V81H123ZM141 80H144V79H141ZM261 80V79H260ZM259 80V81H260ZM6 82H7V79L5 80ZM5 81H3V82H5ZM19 81V80H18ZM18 81H16V82H18ZM21 81V80H20ZM41 81V80H40ZM40 81H39V83H40ZM59 81H61V79L59 80ZM58 81V82H59ZM63 81V80H62ZM79 81V80H78ZM77 81V82H78ZM108 81V80H107ZM121 81V83H123ZM126 81V80H125ZM129 82H130V80H128ZM135 81H136V83H135ZM262 81V80H261ZM43 82H44V80H43ZM55 82V81H54ZM76 82V80H74V83ZM80 82V81H79ZM82 82H84V81H81L80 83L81 84H83ZM98 82H100L99 80H98ZM106 82V81H105ZM110 82V81H109ZM108 82V83H109ZM118 82V81H117ZM145 82H148V81H145ZM150 82V81H149ZM148 82V83H149ZM222 82H223V84H222ZM20 83H22V82H20ZM32 83V82H31ZM42 83V82H41ZM47 83H49L48 81H47ZM64 83H65V81H64ZM67 83V82H66ZM112 83H114V86H115V82H112ZM128 83V82H127ZM148 83H146V85H148ZM8 84H9V80H8ZM15 84V83H14ZM28 85H26V86H29V83H27ZM33 84V83H32ZM46 84V83H45ZM51 84V83H50ZM56 84V83H55ZM73 84V83H72ZM80 84V85H81ZM98 84V83H97ZM103 83L101 82V86H103L102 85ZM142 84V83H141ZM145 84V83H144ZM168 85V86H166V87H164L165 89H167V90H163V89H160V88H156V86L158 87V86H161L162 87V85ZM13 85V84H12ZM17 85V84H16ZM18 85H19V83H18ZM22 85V84H21ZM42 85V84H41ZM40 84H39V86H41ZM58 85H59V83H58ZM78 86V87H82V89L84 88V86ZM99 85V84H98ZM111 85V84H110ZM117 85V84H116ZM122 85V84H121ZM123 85H124V83H123ZM127 85H129V86H133L134 87V85H132V83H131V85H130V83L129 84H127ZM150 85V84H149ZM15 85H13V87H14ZM31 86V85H30ZM29 86V87H30ZM44 86V85H43ZM48 86H49V84H48ZM51 87L53 86V85H50ZM49 86V87H50ZM55 86V85H54ZM85 86H86V84H85ZM107 86H108V84H107ZM126 86V85H125ZM129 86H127V87H129ZM143 86V85H142ZM142 86L140 85V89L142 88ZM151 86V85H150ZM1 87V86H0ZM12 87V86H11ZM18 86H16V88H17ZM32 88H34V86H31ZM36 87H37V85H36ZM45 87V86H44ZM57 87V86H56ZM55 87V88H56ZM68 87V86H67ZM104 87V86H103ZM109 87V86H108ZM107 87V88H108ZM121 87V86H120ZM119 87V88H120ZM152 87V86H151ZM168 87V88H167ZM15 88V87H14ZM13 88V89H14ZM15 88V89H16ZM21 88V87H20ZM19 88V89H20ZM26 88V87H25ZM37 88H39V87H37ZM47 88V87H46ZM53 88V87H52ZM54 88V89H55ZM58 88V87H57ZM59 88H60V86H59ZM86 88V87H85ZM98 88V87H97ZM99 88H102V87H99ZM111 89H112V92H114L115 93V91H113V89L114 88H112V87H110ZM116 88H117V86H116ZM41 89H43V88H41ZM61 89V88H60ZM59 89V90H60ZM64 89H65V87H64ZM81 89V92H80V94L82 95V98H84V96H86L85 95V91L87 92V88L86 89H84L85 91L83 92V90ZM126 89L128 90V92L126 91ZM131 89H133L132 87H131ZM8 90V89H7ZM9 90H10V88H9ZM23 90V89H22ZM44 90V89H43ZM46 90V89H45ZM44 90V91H45ZM51 91L53 90V89H50ZM50 90H49V92H50ZM58 89H57V95H58V91H59ZM62 90H63V88H62ZM116 90V89H115ZM17 90H15V92H16ZM31 91V90H30ZM29 90H27V92H30ZM66 91H68L67 89H66ZM102 91V90H101ZM147 91V92H146ZM12 92V91H11ZM41 92V91H40ZM43 92V91H42ZM46 92V91H45ZM68 92H71V91H68ZM111 92V91H110ZM157 92V91H156ZM223 92H225V93H223ZM21 93L22 94H24V91L22 92L21 91ZM20 93V94H21ZM44 93V92H43ZM47 93V92H46ZM63 93V92H62ZM61 93V94H62ZM99 93H101V92H99ZM154 93H155V90H154ZM165 93H168V94H170L169 95V98L173 95V98L174 99H176V101L179 103V97H180V99L182 100V98H183V100L186 98V97H189L190 99L192 98V101H195V102H197L198 103V105H199V107L195 110H192V111H189V108L191 109V105H192V103H191V105L189 106V108H188V112L190 113V114H188V119L189 118H191L192 119V121L189 123V121H188V119H186L187 117L186 116H184V114H183V116L184 117H186V118H184V117H182L180 114H182L183 112H182V110H180V108H178V109H176V110H178V111H176L175 110V112H177V113H175L176 115L178 114V112L180 111V113L178 114V117H182V118H179V119H183V121L182 120H180V121H178L177 119H175L174 120V116H172L173 118H169V115L167 114L168 113V110L166 111L165 109L166 108H169V104L167 105V104H165L164 105V103H161V104H163V105H161L160 106V97H161V95H164ZM223 93V97H225V98H230L229 100H228V98H227V101H226V99H225V102H223V103H228V107L226 108H224L223 106H225V105H220L221 103H219V105H218V103H213V101L215 100V99H217V100H221V101H223L222 100V98L223 97H221V94ZM226 93H227V95H226ZM229 93H230V95L232 94V96H236L238 99L237 100H235V101H237V102H239V105H238V103H235V104H237V105H235L234 104V99L232 100V102H231V97H229L230 95H229ZM21 94V95H22ZM29 94V93H28ZM34 95V93H31L30 92V95ZM51 94V93H50ZM50 94H49V96H50ZM55 94V93H54ZM53 94V95H54ZM61 94H59V95H61ZM65 94H68V93H65ZM65 94H62V95H65ZM167 94V95H168ZM225 94V95H224ZM16 95H19V93L18 94H15V96ZM20 95V96H21ZM30 95H29V97H30ZM52 95V94H51ZM56 95V94H55ZM56 95V96H57ZM62 95L60 96V97H62ZM70 95V94H69ZM84 95V96H83ZM113 95V94H112ZM9 96V95H8ZM23 96V95H22ZM39 96H40V94H39ZM66 96V95H65ZM73 96V95H72ZM77 97H78V94L76 95ZM96 96V95H95ZM99 96V95H98ZM115 95H113V98H115L114 97ZM119 96H120V98H119ZM24 97H27L26 96V93H25V95H24ZM24 97H22V99H24ZM32 97V96H31ZM41 97V96H40ZM48 96H46V98H47ZM59 97V96H58ZM58 97H56L58 100H60ZM64 97V96H63ZM62 97V99H64ZM69 98H71L70 96H68ZM93 97H94V94H93ZM100 97V96H99ZM112 97V96H111ZM121 97H123V98H125V99H127V101H129V103L127 104V103H124V101L126 102V100H124L123 99V101H122V98ZM165 97V96H164ZM164 97H162V99H163V101H164ZM167 97V96H166ZM165 97V101H167V103H168V98H166ZM28 98V97H27ZM43 98H45V97H43ZM49 98H51V97H49ZM67 98V97H66ZM65 98V99H66ZM97 98V97H96ZM95 98V99H96ZM173 98H171L172 100H173ZM8 99V98H7ZM7 99L5 100V101H7ZM10 99H12V98H9V100ZM22 100L20 97H18L17 98V96H16V98H14V99H12L10 102H9V106L11 107V108H13L14 106H15V104H16V102L18 101V100ZM78 99H79V101H78ZM93 99V98H92ZM161 99V100H162ZM167 99V100H166ZM187 99V98H186ZM189 99V100H190ZM19 100V101H20ZM27 100V99H26ZM25 100V101H26ZM33 100V99H32ZM41 100V99H40ZM43 100H46V99H43ZM48 100H50V99H48ZM58 100H56V101H58ZM67 100V99H66ZM66 100H64V101H66ZM75 100H73V101H75ZM100 100V99H99ZM238 100H241V102L240 101H238ZM35 101V100H34ZM50 101H52V100H50ZM70 100L68 99V103L66 104L67 106H68V108L69 107H71L70 106V102H69ZM71 101H72V99H71ZM72 101V102H73ZM162 101V102H163ZM164 101V102H165ZM184 101H187V100H184ZM24 102V101H23ZM29 102V101H28ZM32 102V101H31ZM44 101H42V103H43ZM113 102V107L114 108H112V106H111V109H113L112 111L110 110V105H111V103ZM145 102V103H144ZM170 102V101H169ZM172 102V101H171ZM188 102H190V101H188ZM27 102H25V104H26ZM37 103V102H36ZM45 103V102H44ZM43 103V104H44ZM49 103V102H48ZM50 103H52V102H50ZM49 103V104H50ZM76 103V102H75ZM91 103V102H90ZM185 103H187V102H185ZM8 104V103H7ZM6 104V105H7ZM29 104H31V103H29ZM39 104H41V103H39ZM46 104V103H45ZM53 104H57V102L56 103H53ZM58 104H61V103H59V101H58ZM80 104V103H79ZM92 104V103H91ZM95 104H97V103H95ZM95 104H94V106H95ZM132 105V107H129L130 105ZM173 104V103H172ZM183 104V103H182ZM188 104V103H187ZM213 105V107L214 108H212V109H210V107H212V105ZM5 105V106H6ZM26 105H28V103L26 104ZM25 105V106H26ZM37 105V104H36ZM47 105V104H46ZM62 105V104H61ZM60 105V106H61ZM75 105L76 104H74V107H75ZM93 105V104H92ZM98 105V104H97ZM96 105V106H97ZM166 105L168 106V107H166ZM174 105V104H173ZM176 105V104H175ZM179 105H180V103H179ZM185 105V104H184ZM194 105V104H193ZM195 105H196V107H197V104L195 103ZM194 105V106H195ZM222 106L223 107V109L224 110H221V112H219L218 111V109H216V107H218V106ZM8 106V105H7ZM24 106V105H23ZM24 106V107H25ZM34 106H35V104H34ZM33 106V104H32V107H34ZM39 105H37V107H38ZM41 106H43V105H41ZM49 105H47V107H48ZM51 106V105H50ZM53 106V105H52ZM51 106V107H52ZM63 106H65V104L63 105ZM66 106V107H67ZM73 106V105H72ZM77 106H78V104H77ZM81 106V105H80ZM94 106H92L93 108H94ZM162 106H165L164 108L162 107ZM182 107H183V105H181ZM203 108H202V107ZM204 106H207V108H204ZM239 106V107H238ZM10 107H9V109H10ZM19 107V105L16 107V108H18ZM21 107V106H20ZM28 107V109L30 108L29 106H27ZM40 107V106H39ZM38 107V108H39ZM55 107V106H54ZM58 107V106H57ZM106 107V108H105ZM159 107V108H158ZM160 107H162V108H160ZM173 107V106H172ZM170 108V109H172V111H173V108ZM177 107H178V105H177ZM188 107V106H187ZM38 108H36V109H38ZM65 108V107H64ZM78 108V107H77ZM92 108V109H93ZM115 108H116V110H115ZM131 108V109H130ZM174 108H176V107H174ZM185 108V107H184ZM195 108V107H194ZM201 108V109H200ZM209 108V109H208ZM4 111H5V109H4V107L2 108ZM1 109V110H2ZM25 109V108H24ZM23 108H21V110L19 111V115L18 116H16V117H18V120L20 119V118H24V116L25 115H23L24 114V110ZM34 109V108H33ZM32 109V111H35V110H33ZM40 109V108H39ZM45 109V108H44ZM55 109V108H54ZM67 109V108H66ZM69 109H71V108H69ZM75 109H76V107H75ZM80 109H82V108H80ZM86 109V108H85ZM146 109H148L147 111H146ZM182 109V108H181ZM206 109H208V110H206ZM236 109H239V111L237 110L236 111ZM247 109H249V111L251 110V109H254V111L253 110H251V112L253 111L254 112V115H251V114H253V113H251L250 112V114H249V112H246L247 114H249V116H251V118L253 119V117L255 116V118H254V120H253V122L250 124V122H249V125H248V121H247V119L245 120L246 121V123L245 124H243V125H241V124H239V123H241L242 121L240 120V119H243V118H238V117H236L235 115L238 113V112H240L239 114H237V116H243L244 115V119L246 118V117H248V115L247 114H243V112H244V110H247ZM0 110V111H1ZM11 110V109H10ZM24 110V111H23ZM50 111V113H53V112H51V108L49 109ZM56 111H57V109H55ZM64 110L65 109H63V111H61V112H64ZM79 110V109H78ZM78 110H76V111H78ZM241 110V111H240ZM255 110H256V115H255ZM9 111V110H8ZM12 111H13V109H12ZM11 111V112H12ZM14 111H15V109H14ZM45 111H47V110H43L42 112H45ZM52 111H54V110H52ZM60 111V110H59ZM74 111V110H73ZM75 111V112H76ZM118 112V114H120V115H122L121 117H120V119L122 120L123 118L124 119H128L129 121H131V123L132 122H137V120H138V123H139V125L141 126V124L143 123V125H145L146 127L148 126V128L150 127L151 129L150 130H155L157 133L156 134H158V138L160 139L159 141L160 142H163V145H164V147L163 146H161L162 148H151V146H147V148L145 147V145L142 143H140L142 146L144 145V149L142 148V149H140V148H136L135 147V142H136V140H135V138L137 139V138H139L140 136H133V135H131V137H135V138H133V140H135V141H131L130 139H132V138H128L129 140H126V141H128V142H125L126 144H124V141L122 142V143H120L119 141L117 142V140L115 139V141H114V138H115V136L116 137H118V138H120V139H122L123 140V138H124V140L125 139H127L126 138V136L129 134V136H130V130H134L135 131V126H133L134 124H132V125H130L129 124V126H126L125 124H124V122H123V124H122V126L121 125H118L117 127L115 126L116 125V122L115 121H113L112 120V116L114 117V113H112V112ZM167 113H166V112ZM171 111V112H172ZM248 111V110H247ZM3 112V111H2ZM6 112V111H5ZM10 112V111H9ZM8 112V113H9ZM28 112V111H27ZM31 112V111H30ZM38 112V111H37ZM67 112H69V111H67ZM71 112V111H70ZM81 112V111H80ZM149 112H152L153 113V115H151ZM157 112H159V113H157ZM160 112H164V113H166L167 114V116H166V114H160ZM237 112V113H236ZM241 112H242V115H241ZM8 113H5V114H8ZM14 113V112H13ZM13 113H11V114H13ZM32 113V112H31ZM38 113H41V112H38ZM48 113V112H47ZM47 113L45 114L46 116H47ZM55 113V112H54ZM56 113H58V112H56ZM155 113V114H154ZM157 113V114H156ZM173 114H174V112H172ZM4 113H3V115H5ZM18 114V113H17ZM26 114V113H25ZM44 114V113H43ZM65 114H66V110H65ZM68 114H70V113H68ZM68 114H66V115H68ZM78 114V113H77ZM80 114H82V113H80ZM86 114H87V111H86ZM89 114V113H88ZM174 114V115H175ZM1 115V114H0ZM9 115V114H8ZM7 115V116H8ZM14 115H15V113H14ZM21 115H23V116H21ZM38 115V114H37ZM42 115V114H41ZM41 115H40V117H41ZM49 115H51V114H49ZM48 115V116H49ZM56 115V114H55ZM53 116V117H51L52 118V120H50L49 119V121H50V123L51 122H56L57 124L59 123V125L58 126H56V127H53V126H55V123H54V125L52 126L53 127V137L52 138H55V137H64V136H66V138H68V136H69V133H72L73 131L72 130H74L75 131V129L73 128V126H72V128L73 129H71V127H69L70 125H68L69 123L67 122V125L68 126H66V124H64V123H62L61 122V119L60 118H57V115L56 116ZM59 115V114H58ZM91 115H89V116H91ZM119 115V116H120ZM154 115H156V118H154L155 116ZM163 116V117H161V116ZM172 114H170V116H171ZM245 115H246V117H245ZM21 116V117H20ZM47 116V117H48ZM59 116H64V113H63V115H59ZM70 116V115H69ZM72 116V115H71ZM70 116V117H71ZM80 116V115H79ZM86 116V115H85ZM118 116V117H119ZM164 116H166V117H168V118H166V117H164ZM190 116V117H189ZM233 117V118H231V119H229L230 117ZM234 116H235V118H234ZM253 116V117H252ZM4 117V116H3ZM2 117V118H3ZM20 117V118H19ZM43 117H44V115H43ZM42 117V118H43ZM46 117V118H47ZM68 117V116H67ZM117 117V118H118ZM133 117H135V118H133ZM139 117V118H138ZM144 117H146V118H144ZM177 117V116H176ZM175 117V118H176ZM11 119H12V117H10ZM9 117H8V121H9V123L6 121V119H4L3 121H5V124L4 123H2L3 121H1L0 122V125L2 126V124H4V125H6V122L8 123V125L9 124H11V121L9 120L10 119ZM23 118H22V120H23ZM32 118V117H31ZM41 118V119H42ZM50 118V117H49ZM56 118H57V120H59V122H57V121H55L56 120ZM64 118V117H63ZM65 118H66V116H65ZM64 118V119H65ZM71 118H73V117H71ZM70 118V119H71ZM115 118V117H114ZM131 118H133V119H131ZM250 117H248V119H251ZM17 118H15V122H17L18 123V121L16 120ZM40 119V118H39ZM40 119V120H41ZM76 119V118H75ZM119 118L117 119V120H120ZM123 119V120H124ZM139 119H142V120H139ZM14 120V119H13ZM21 120V121H22ZM25 120V119H24ZM27 120V119H26ZM29 120H30V118L28 119V121H27V123L29 122ZM46 120V119H45ZM48 120V119H47ZM54 120V121H53ZM73 120V119H72ZM89 120H91V119H89ZM184 120H187L188 121V123H187V121H184ZM48 121V122H49ZM125 121H127V120H125ZM140 121H143V122H140ZM225 121H227V122H229L230 121V123H227V122H225ZM19 122H20V120H19ZM33 122H35V121H33ZM22 123V122H21ZM26 123V125L25 124H20L19 126L21 127V125H22V129L21 128H18L19 129V131H21V133L22 134H20V136L22 137V138H24L25 137V135L27 134H29L30 133V135H29V138L31 137V135H32V137L34 138V140H33V138H32V140L31 141H34V145H32V147H30L31 148V150H32V153H34L35 151H36V149L38 148V146H36V149L34 148L35 147V145L36 144H38L39 143V141H41L40 139L39 140H35V136L37 135V136H42V135H39V134H34L33 132H37V127H36V125L34 124V123H32L31 125H29L30 124V122H29V124H27ZM37 123V122H36ZM49 123V124H50ZM62 123V124H61ZM71 123V122H70ZM77 123V122H76ZM118 123V122H117ZM244 123V122H243ZM13 124V123H12ZM52 124V123H51ZM61 124V125H60ZM79 124V123H78ZM82 124V123H81ZM86 124H90V122L89 123H87L86 122ZM121 124V123H120ZM127 124V123H126ZM18 125V124H17ZM17 125H16V127H17ZM24 125H25V127H24ZM72 125V124H71ZM75 125V124H74ZM93 125V126H94ZM12 126V125H11ZM10 125H9V127H11ZM51 126V125H50ZM91 126V125H90ZM98 126V127H97ZM248 126H251V127H248ZM3 127V126H2ZM2 127H0V129L2 128ZM5 127V126H4ZM3 127V128H4ZM44 127V126H43ZM69 127L71 130H68L67 128ZM80 127V126H79ZM83 127V126H82ZM87 127V126H86ZM5 128H7V127H5ZM12 128H13V126H12ZM14 128H15V125H14ZM13 128V129H14ZM81 128V127H80ZM95 128H93V129H95ZM115 128V129H114ZM140 128H142V126L141 127H139V130H140ZM39 129V128H38ZM43 129H45V128H43ZM47 129H48V126H47ZM46 129V130H47ZM84 129H85V126H84ZM83 129V130H84ZM89 129H91V128H89ZM92 129V130H93ZM147 129V128H146ZM3 130V129H2ZM24 132H23V131ZM41 130V129H40ZM49 130V129H48ZM80 131H82L81 129H79ZM142 130V129H141ZM6 130H3V132H5ZM8 131V130H7ZM9 131H12V130H9ZM16 130H14V132H15ZM44 131V130H43ZM80 131L78 132V133H80ZM87 131L89 132V130L87 129ZM1 132V131H0ZM14 132H12V133H14ZM18 131H16V133H17ZM137 132H139V131H137ZM143 132V131H142ZM145 132V134H143V136L144 135H146V131H144ZM150 132V131H149ZM14 134V136H13V138H14V140L15 139H19L20 140V138H17V137H15V135L16 136H19L18 134H19V132L17 133V134ZM23 133H26L25 135L23 134ZM34 135H33V134ZM82 133V132H81ZM90 133V132H89ZM150 133H153L152 131L150 132ZM1 134H3V133H1ZM11 134V133H10ZM66 134H68V135H66ZM75 133H73V135H74ZM112 134H113V139H112ZM140 134H141V132H140ZM148 134V133H147ZM155 134V133H154ZM7 135V134H6ZM72 135V134H71ZM79 135V134H78ZM85 135V134H84ZM115 135V136H114ZM137 135V134H136ZM153 134H151V136H152ZM1 136V135H0ZM3 136H4V134H3ZM3 136H1V139H2V137ZM8 136H9V134H8ZM11 136V135H10ZM76 136V135H75ZM75 136H74V139H75ZM81 136V135H80ZM83 136V135H82ZM92 136H94V138L92 137ZM143 136H141L140 138H139V141H140V139L143 137ZM146 136H148V135H146ZM145 136V137H146ZM150 136V135H149ZM148 136V137H149ZM154 136V135H153ZM152 136V137H153ZM38 137V138H39ZM43 137V140H45L44 138H45V136H42ZM41 137V138H42ZM70 137L71 136H69V139H70ZM86 137H87V135H86ZM151 137V138H152ZM3 138H6V137H3ZM21 138V140H23ZM28 138V139H29ZM30 138V139H31ZM37 138V137H36ZM37 138V139H38ZM51 138V140L50 141H52V140H54V141H56V138L55 139H52ZM65 138V137H64ZM64 138H62V141H65V140H63ZM65 138V139H66ZM72 138H73V136H72ZM147 138V137H146ZM154 138H156V137H154ZM153 138V139H154ZM27 139V137L24 139V140H28ZM30 139H29V141H21L20 140V143L19 144H17L16 145V147L18 146V148L20 147L21 148V146H19L20 144H22V142H30ZM59 139V138H58ZM79 140V138H76L75 139V141H78ZM114 141H112V140ZM142 139H144V138H142ZM157 139V138H156ZM6 140H10V137H9V139H5V141ZM13 139H12V141H14ZM18 140V141H19ZM68 140V139H67ZM71 140H73V139H71ZM121 140V141H122ZM138 140V139H137ZM144 140H148V139H144ZM152 140V139H151ZM1 141V140H0ZM38 142V143H36V142ZM62 141H60V143L61 144H64V142H62ZM85 141V143L87 142V140H84ZM83 141V142H84ZM138 141V142H139ZM148 141H150V140H148ZM2 143H3V141H1ZM1 142H0V145H1ZM7 143V145L4 143V145H6L7 147H8V149H10L12 146H14V145H10L11 147H9V143H11L10 141L8 142V141H6ZM44 142V141H43ZM58 142V143H57ZM56 143L58 144V146L60 145V143H59V141H57ZM70 142V141H69ZM153 142H155V140H153ZM15 143H17V141L15 140ZM26 143H23V148H24V150L26 149L25 147H24V144H26ZM31 144L33 143V142H30ZM29 143V146H31V144ZM36 143V144H35ZM55 143V144H56ZM71 143V142H70ZM78 143V142H77ZM77 143H75V145L77 144ZM84 143V144H85ZM94 143V144H93ZM147 143H149V142H147ZM150 143H152V142H150ZM14 144V143H13ZM39 144H41V143H39ZM54 144V143H53ZM66 144H68V142H66ZM79 144V143H78ZM77 144V145H78ZM79 144V145H80ZM95 145V146H93V145ZM47 145V144H46ZM69 145H73V143L72 144H69ZM69 145L67 146V149H69L68 147H69ZM75 145L74 146H72V148H71V146H70V148L71 149H75L76 147H75ZM76 145V146H77ZM78 145V146H79ZM128 145H130L131 147H128ZM136 145H138V143H136ZM149 145V144H148ZM150 145H152V144H150ZM2 146H3V144H2ZM2 146H0V148H3V151H5L4 149H7L6 148V146H4V147H2ZM25 146H28V144L27 145H25ZM29 146H28V148H27V150H29L30 148H29ZM34 146V147H33ZM48 146V145H47ZM45 147V149L47 148V150H49L48 149V147ZM56 146V145H55ZM62 146V145H61ZM60 146V147H61ZM63 146H65V144L63 145ZM135 148H134V147ZM15 147V146H14ZM15 147V148H16ZM41 146H39V148H40ZM73 147H75V148H73ZM80 147H79V149H80ZM137 147H139V146H137ZM153 147V146H152ZM13 148V147H12ZM10 149V150H12V153L11 154H13V152H14V155H15V151L16 150H19L18 148L17 149ZM22 148V149H23ZM64 147H61V150L63 149ZM66 148V147H65ZM64 148V149H65ZM132 148H134V149H132ZM145 148H146V150H148V148H150L149 150H148V152L147 153H150V156H149V158H152V159H148V158H142V156L143 157H145L144 156V154H140L139 152H143L144 150H145ZM33 149H34V151H33ZM62 150L61 152L64 154V152H65V150ZM78 149V148H77ZM1 151H2V149H0ZM15 150V151H14ZM31 150H30V154H28V153H26V155L28 156V155H30L29 157H31ZM38 151H39V149H37ZM47 150H46V152H47ZM113 150H115V152L113 151ZM116 150H118L117 151V153H116ZM0 151V152H1ZM2 151V152H3ZM51 151V150H50ZM7 152H9V150L7 151ZM6 152V153H7ZM21 152V155H22V151H20ZM20 152H18L19 153V155H17L18 157L17 158H25V156L26 155H24L23 154V156L22 157H20L21 155H20ZM23 152H28V151H23ZM66 152H68V150L66 151ZM70 152V151H69ZM68 152V153H69ZM70 152V153H71ZM74 152V153H73ZM39 153H41V152H38L37 154H39ZM50 153V152H49ZM53 153V152H52ZM68 153H66V154H68ZM146 153V154H147ZM9 154V153H8ZM10 154V155H11ZM17 154V153H16ZM42 154L44 155V153L42 152ZM46 154V153H45ZM62 154V155H63ZM65 154V155H66ZM118 156H122L123 158H125L124 160H125V164H124V160H123V162H121L122 164H123V166L122 167H120L119 165H122V164H119L118 166L121 168H119L117 165H116V171H115V168L113 167L114 166V164H112L111 165V167H110V165H107V167H106V169H104V167H101L100 166V164H109L110 162H113V163H116L117 161L115 160V158L116 157H118ZM3 155V154H2ZM5 155V154H4ZM33 155V154H32ZM34 155H36V153L34 154ZM40 155V154H39ZM43 155H41V158L43 157ZM47 155V154H46ZM46 155H44V156H46ZM52 155V154H51ZM54 155V154H53ZM61 155V154H60ZM61 155V156H62ZM62 156V157H64V159H65V157L66 156ZM69 155H71V154H68L67 155V157L69 156ZM76 156V158L77 157H80V156ZM114 155H116V156H114ZM151 155H152V157H151ZM5 156H7V155H5ZM12 156V155H11ZM27 156H26V159H28L27 158ZM36 156H38V155H36ZM120 156V157H121ZM10 157V156H9ZM15 157V156H14ZM13 157V158H14ZM34 157V156H33ZM39 157V156H38ZM72 157V156H71ZM113 157H115V158H113ZM121 157V158H122ZM2 158V157H1ZM0 158V159H1ZM6 158H8V157H5V159ZM11 158V157H10ZM17 158H15L16 160H17ZM35 158V160H38L39 158H36V157H34ZM34 158H32V160H34ZM40 158V159H41ZM46 158V157H45ZM48 158H50V157H48ZM55 158V157H54ZM58 158V157H57ZM59 158H61V157H59ZM70 158V157H69ZM5 159H3V161L5 160ZM9 159V158H8ZM12 159V158H11ZM10 159V160H11ZM23 159H21L22 160V163H18V165L19 164H21V168H22V164H24V160ZM30 159V161H31V158H29ZM44 159V157L41 159V160H43ZM53 159V158H52ZM51 159V161L54 163H58V160H56V161H53ZM72 160H73V158H71ZM69 160V162L68 163H73V161L75 160L76 161V159H74L73 161L72 160ZM16 160H14L13 159V161H16ZM19 160V162H21L20 161V159H18ZM17 160V161H18ZM45 160V159H44ZM46 160H48L49 162H51L50 161V159H46ZM77 160H78V158H77ZM84 160H83V162H84ZM112 160V161H111ZM118 161L120 160L119 158L117 159ZM121 160V161H122ZM145 160H148V161H145ZM2 161V160H1ZM67 161L68 160H66V163H67ZM72 161V162H71ZM79 161V160H78ZM116 161V162H115ZM8 161L6 160V163H7ZM11 162H12V160H11ZM27 162H28V160H27ZM27 162H26V160H25V164H27ZM38 163H39V160L37 161ZM37 162H35V163H37ZM42 162V161H41ZM44 162V161H43ZM62 162H63V160H62ZM81 162V161H80ZM3 163H5V162H3ZM14 164H15V162H13ZM31 163V162H30ZM45 163V162H44ZM47 163V162H46ZM54 163V164H55ZM60 163V162H59ZM64 163H65V161H64ZM65 163V164H66ZM76 163H77V161H76ZM79 163V162H78ZM82 163V162H81ZM118 163V162H117ZM119 163H120V161H119ZM127 163V164H126ZM29 164V163H28ZM24 165V167L25 166H29V165ZM41 164V163H40ZM48 164V163H47ZM85 163H82V164H80L79 163V165H84ZM85 164V165H86ZM2 164H0V166H1ZM6 165V164H5ZM17 165V163L15 164V166ZM17 165V166H18ZM48 165H50V163L48 164ZM56 165V164H55ZM75 165V164H74ZM77 165V164H76ZM79 165H77V168L75 167V169H79ZM85 165H84V168H87V165H86V167H85ZM96 167H94V166ZM4 166V165H3ZM31 167L32 166H34V164L32 165H30ZM37 165L35 164V169H37V167L39 166H37ZM41 166H43L42 164H41ZM46 165H44V167H45ZM51 166V165H50ZM9 167H11V170H13L12 168H13V165L11 164V165H9ZM20 166H18V167H16V168H18V172L20 171L21 172V168H19ZM30 167V168H31ZM34 167H32V168H34ZM65 167V166H64ZM74 167V166H73ZM72 167V168H73ZM81 167V166H80ZM114 169H113V168ZM15 167H14V170L15 171H17V169H16ZM26 168V167H25ZM25 168H23V170L25 169ZM30 169V170H32V172L34 171V169ZM48 167H46V168H43V170L45 169V172H46V169H47ZM51 168H53V167H51ZM57 168V167H56ZM69 168H71V167H69ZM68 168V169H69ZM72 168L70 169L71 171H69V172H71L72 173V175H73V171H72ZM20 169V170H19ZM27 169H29V168H27ZM41 169V167L39 168V169H37V170H35L34 171V173H36V174H39L40 172L42 173V169ZM50 169V168H49ZM63 169V168H62ZM67 169V168H66ZM67 169V170H68ZM75 169H73V170H75ZM81 169H83V166L79 169V170H81ZM1 170H2V168H1ZM8 170V169H7ZM7 170H5V171H7ZM22 170V171H23ZM29 170V171H30ZM38 170L40 171V172H38ZM52 170V169H51ZM60 170V169H59ZM64 170V169H63ZM66 170V172H64V173H66L67 174V171ZM9 171H10V168H9ZM15 171H13V174L15 173ZM27 171V170H26ZM29 171H27V172H29ZM38 173H37V172ZM50 171V170H49ZM49 171H47V174H48V172ZM53 171H56V170H54V168H53ZM53 171H51V173L53 172ZM77 171V170H76ZM89 171H90V173H89ZM19 172V174H22V173H20ZM31 171H30V173H32ZM45 172H43V174H41L42 176L44 175V176H49V175H47V174H44ZM57 172H60V171H56V173H52V175L53 176H56V177H58V180L59 179H63V180H59V182H63L62 184H63V187L62 188H65L66 189V187L64 186V179L65 180H67L66 181V184H67V182L70 184L71 182V178H73L74 180H76L75 179V176L74 177H72V176H70V175H68V176H70L69 177V179H70V181H68L69 179H66V178H63L64 176H62V178L60 177L61 175H65V174H62V172H60L59 174H57ZM1 173V172H0ZM3 173L4 172H2V175L1 176H3ZM7 173H9V172H6V174ZM25 174H26V172H24ZM23 173V175L24 176H21V177H23V179H21V181L22 180H25L27 177H25V174ZM30 173H28V175L26 174V176H29L30 175ZM33 173V174H34ZM76 173V172H75ZM74 173V174H75ZM94 173V174H93ZM121 173H122V175H121ZM12 174V173H11ZM12 174V175H13ZM15 174H18L17 172L15 173ZM56 174V175H55ZM69 174V173H68ZM4 175H5V173H4ZM40 174L38 175L39 177H38V179H43V178H40V176H41ZM51 175V176H52ZM58 175H60V176H58ZM8 176V175H7ZM11 176V175H10ZM9 176V177H10ZM16 177V175H13L12 177ZM36 176L37 175H35V178H36ZM41 176V177H42ZM50 176V177H51ZM66 176V175H65ZM68 176H67V178H68ZM18 178L17 179H19V176H17ZM54 178V179H57V178ZM25 178V179H24ZM45 178V177H44ZM1 179H3V178H1ZM0 179V180H1ZM5 179V178H4ZM7 179V178H6ZM4 180L3 182L5 183H3V186L5 187V185L8 183V182H6V181H8V180ZM11 179V178H10ZM16 179V181H18V183H19V181L20 180H17ZM36 180V181H38L39 182V180ZM47 179H50V178H47ZM53 179V178H52ZM29 180H33L34 181V179L33 178H31V179H28L27 178V182L29 181ZM73 180V181H74ZM11 181H12V179H11ZM10 181V182H11ZM34 182L35 183V185H37L36 183L37 182ZM1 182V181H0ZM9 182V183H10ZM23 182H25V181H23ZM22 182V184H24L25 185V183H23ZM29 182H31V181H29ZM42 183L40 184L39 183V186L41 187V185L43 186V187H41L40 188V191H39V188H35L37 191H39L38 193L39 194H37L36 192V190H34V192H32V190L34 189L33 187H35L34 185H33V183L31 182V184L33 185L32 186V190H31V192H29V193H33V194H28L27 195V197H25L26 199L24 200V197H23V199L22 200H20V199H15V200H8V199H10V198H8V199H5V201L6 200H8L7 202H5L4 201V197H6V193L8 192V190H9V187L12 185H10L9 187L8 186H6V187H8V190H7V188L5 187V189H4V187H3V189L1 188L0 189V192H1V190L2 191H4L5 193H1V195H0V200H2V201H0V211L2 210V209H6V210H8L7 212H9L10 210H14V212L16 211L15 209H17V210H19V208L20 207H22L23 206V209L22 208H20L21 210H24L25 208V206L27 205L28 206V204H35L37 201V203H39L40 201H41V198L42 199H45L44 197H46L49 201L48 202H44V201H41L40 203H39V205H37V206H39V208L37 207V206H33V205H31V206H33L35 209L33 210L32 208L33 207H30V206H28V208L30 209L31 208V211L29 210V211H27L26 209H27V207H26V209H25V211L23 212V211H21L20 212V210L19 211H17L18 213L20 212L21 214H18V215H11V216H15V217H17L18 218V216L20 215H23V217H27V218H30V217H32L33 216V214L32 213H34V212H37V213H39L38 211H41L40 213H48V214H52L51 216H54V215H57V214H59V212L61 213V210H62V212H63V209L66 211V210H79V212H80V209L82 210L83 209V204L81 203V200H76V195H73V196H70V197H74L73 199H75V200H73L72 198L70 199V197L69 198H66L64 195V197H62V196H59L58 194H60V192H57L58 194H56L55 193V191H58L59 190V188L61 187V184L60 183H58L57 184V182H55V181H53V180H46V178H45V180L43 179L42 181H41ZM2 183H0L1 184V187H2ZM16 184H17V182H15ZM30 184V183H29ZM30 184V185H31ZM68 184V185H69ZM7 185H9V184H7ZM20 185V183L17 185V188H19L18 186ZM24 185H22V186H24ZM28 185V183L26 184V186ZM29 185V187H31ZM76 185V186H77ZM16 186V185H15ZM21 186V185H20ZM72 186V183L70 184V186L69 187H71ZM83 186V185H82ZM85 186V185H84ZM89 186V185H88ZM12 187V186H11ZM14 187V186H13ZM36 187H38V186H36ZM68 187V186H67ZM72 187H74V186H72ZM71 187V190L70 191H72V192H76V191H74V190H72L73 188ZM80 187V186H79ZM79 187L77 188V189H79ZM86 187V186H85ZM91 187V188H92ZM83 188V187H82ZM81 188V189H82ZM88 188V187H87ZM12 189V188H11ZM15 189V188H14ZM21 189V188H20ZM20 189H16L17 190V192L20 190ZM58 189V190H57ZM97 189V190H98ZM7 192H6V191ZM21 190H24V189H21ZM28 190V189H27ZM29 190H30V188H29ZM28 190V191H29ZM64 190V189H63ZM62 190V191H63ZM67 190V189H66ZM65 190V191H66ZM11 191V190H10ZM9 191V195H11V192ZM36 191V192H35ZM61 191V190H60ZM64 191V192H65ZM67 191H69V189L67 190ZM79 191V190H78ZM85 191V190H84ZM92 191V192H93ZM12 192H15L16 193V191H12ZM20 192V191H19ZM23 192V191H22ZM24 192H25V194H24ZM24 192H23V194L22 195H26L28 192H26L25 190H24ZM80 192V191H79ZM78 192V193H79ZM86 192V191H85ZM87 192H89L90 193V190L88 191L87 190ZM86 192V193H87ZM65 193H67V192H65ZM69 193V192H68ZM14 194V193H13ZM12 194V195H13ZM17 194V193H16ZM16 194L14 195V196H16ZM19 194V193H18ZM17 194V195H18ZM58 195V196H56V195ZM62 194V193H61ZM64 194V193H63ZM75 194V193H74ZM79 194H81V193H79ZM7 196V197H10V196ZM11 195V197H14V196H12ZM20 195V194H19ZM70 195V194H69ZM82 195V194H81ZM80 195V196H81ZM80 196L78 197V198H80ZM93 196V195H92ZM19 197V196H18ZM17 197V198H18ZM20 197H22L21 195H20ZM82 197H85V196H82ZM87 197V196H86ZM98 197V196H97ZM65 198V199H64ZM89 198V197H88ZM12 199H14V198H12ZM24 200V201H23ZM86 200H88V199H86ZM90 200H88V201H90ZM11 201V202H10ZM47 201V200H46ZM80 201V202H79ZM83 201V200H82ZM87 201V202H88ZM66 203V204H64L63 205V203ZM85 202V201H84ZM89 204H88V206H89ZM85 206V205H84ZM128 206H126V207H128ZM87 208H89V207H87ZM86 209V208H85ZM5 210V211H6ZM152 210H153V212L155 211V213L153 214V212H152ZM83 211V210H82ZM90 211V210H89ZM115 211V210H114ZM148 211H150V212H148ZM12 212V211H11ZM72 212V211H71ZM112 212V211H111ZM117 212V211H116ZM148 212V217H146V213ZM152 212V213H151ZM1 213V215L0 216H2V212H0ZM10 213V212H9ZM9 213H6V216H8V214ZM42 213V214H43ZM65 213V212H64ZM68 213V212H67ZM84 213V212H83ZM149 213H150V216H149ZM3 214H4V212H3ZM35 214V213H34ZM40 215V217L41 216H43V215ZM132 214V213H131ZM152 214V215H151ZM44 215H46V214H44ZM145 215V216H144ZM19 216V217H20ZM128 216V217H129ZM9 217V216H8ZM8 217H6V218H8ZM14 217V218H15ZM39 217V216H38ZM48 217V216H47ZM127 217V216H126ZM133 217V218H132ZM145 217V218H144ZM13 218V217H12ZM118 218V217H117ZM33 219H35V218H33ZM38 219V218H37ZM103 219V218H102ZM137 219V218H136ZM7 220H9V219H7ZM21 220H24V218L23 219H21ZM21 220H18V221H20L19 222V224L20 223H25L26 221H30V219L29 220H27L26 218H25V220L26 221H24V222H21ZM39 220V219H38ZM118 220V219H117ZM126 220H128V219H126ZM125 220V221H126ZM101 221V220H100ZM129 221H126V222H129ZM28 222H26V223H28ZM123 222V221H122ZM35 223H37L36 221H35ZM123 223H125V222H123ZM4 224V226H5V223H3ZM23 224H20L21 226L23 225ZM29 224H32V221H31V223H29ZM0 225L2 226V224H1V222H0ZM26 225V224H25ZM25 225H23V229L22 230H25L24 229V226ZM28 225V224H27ZM33 225V224H32ZM112 225V224H111ZM21 226H19V228L21 227ZM30 226V225H29ZM6 227H8V225L6 226ZM5 227V228H6ZM110 227V228H111ZM1 228V227H0ZM109 228V227H108ZM2 229H3V227H2ZM7 229V228H6ZM6 229H4V230H6ZM9 229V228H8ZM27 229V228H26ZM117 229V230H116ZM12 230V229H11ZM116 230V231H115ZM1 231V230H0ZM9 231V230H8ZM27 231V230H26ZM7 233V232H6ZM9 233V232H8ZM117 233V234H116ZM119 233H122V235H119ZM115 234V235H114ZM139 234H141L142 235V237H140L139 236ZM2 235H6L5 233L4 234H2ZM113 235H114V237H113ZM0 237H1V234H0ZM5 237V236H4ZM2 239V238H1ZM3 240H4V238H3ZM6 240V239H5ZM1 241V240H0ZM107 241V242H108ZM4 242V241H3ZM1 243V242H0ZM67 243V242H66ZM93 245V244H92ZM65 247V246H64ZM68 247V246H67ZM79 247V246H78ZM93 247V246H92ZM97 247H96V250H97ZM57 248V247H56ZM81 248V247H80ZM82 248H83V245H82ZM94 248V247H93ZM67 249H69V248H67ZM71 249V248H70ZM73 249V248H72ZM75 250V249H74ZM76 250H77V248H76ZM79 250V249H78ZM81 250V249H80ZM85 250V249H84ZM84 250H82V251H84ZM89 250V249H88ZM92 250H94V249H92ZM38 251V250H37ZM41 251V250H40ZM39 251V253L40 254H42V252H40ZM73 251V250H72ZM90 251V250H89ZM68 252H70L69 250H68ZM73 252H75V251H73ZM77 252H79V251H77ZM88 252V251H87ZM93 252V251H92ZM48 254V253H47ZM81 254V253H80ZM156 255V257H153V255ZM36 255H37V253H36ZM70 255V254H69ZM48 256V255H47ZM78 256V255H77ZM44 257H46L45 255H44ZM44 257H43V259H44ZM47 259V258H46ZM45 259V260H46ZM134 259V260H135ZM15 260H16V258H15ZM24 260V259H23ZM45 260H43L44 262H45ZM49 260V259H48ZM70 260H72V259H70ZM74 260V259H73ZM127 260H128V258H127ZM143 260V259H142ZM149 260L151 261V257L149 258ZM148 260V261H149ZM50 261V260H49ZM69 261V260H68ZM76 261V260H75ZM120 261V260H119ZM119 261H117V262H119ZM140 261H141V259H140ZM144 261H145V259H144ZM147 261V260H146ZM22 262V261H21ZM43 262V263H44ZM73 262V261H72ZM121 262V261H120ZM136 262V261H135ZM143 262V261H142ZM39 263V262H38ZM47 263V262H46ZM141 263V262H140ZM144 263V262H143ZM147 263V262H146ZM145 263V264H146ZM2 264V263H1ZM74 264H76V263H74ZM139 264V263H138Z\"/></svg>",
    "mask_w": 264,
    "mask_h": 264
},
{
    "label": "rangeland",
    "instance_id": "obj_2",
    "mask_svg": "<svg viewBox=\"0 0 264 264\" xmlns=\"http://www.w3.org/2000/svg\"><path fill=\"white\" fill-rule=\"evenodd\" d=\"M20 1H22V0H20ZM41 0H37V3H36V5L35 6H37V5H39V3H44V2H49V4L50 5H52L51 7H53V8H49L48 9V13H50V15L45 11V14H43V15H40L39 17H40V24H37L36 26L37 27H34L35 28V30H34V28L33 29H31L32 30V32H30V33H28L29 31H31L30 30V27H31V25L32 24H34L35 22H37V19H39V17H36V16H34L35 14H33L32 16H31V14L28 16V14L29 13H33V11H35L36 9H37V7H36V9H35V7L34 8H31L30 10H27L29 13L28 14H26V15H24L23 16V19H22V17H20L21 18V20H23V21H21L20 20V18L19 17H14V18H11L10 16H6V12L9 10V8L11 7L12 8V6L14 7V5H15V0H0V7H2L3 5H9L10 7H8V10L5 12V8H2V9H4L3 11H4V13L1 11V8H0V17H2V16H6L7 17V19H6V17L4 16V17H2V18H0V43L2 44H0V46L1 47H3L2 49H1V47H0V110L4 107V109H5V111L2 109L1 111H0V120L1 121H3L4 119H6V121L9 123V121H8V117L10 118V117H12V119L10 118L9 120L11 121V124H9L10 126L12 125L13 126V128H14V125H15V128L13 129L12 128V126L11 127H9V125H8V123L6 122V125H4L5 124V121H3L2 123H4V124H2V126L4 127H7V128H3L1 125H0V127H2L1 129H0V135L1 136H3V134H4V136L3 137H6V138H3L2 137V139H1V136H0V140L1 141H3V143L1 142V145L0 146H2V144H3V146L2 147H4V146H6L8 143L6 142V141H10L11 143H9V147H11L12 145H14L15 147H16V145L17 144H19L20 143V140H21V138L23 137H21L20 136V134H22L21 133V131H19V129L18 128H21L22 129V125H21V127L19 126L20 124H25L26 125V123H27V121H28V119L30 118V120H29V122H30V124H29V122L27 123V124H29V125H31L32 123H34L35 125H36V127H37V132H33L34 134L36 133V134H39V135H42V136H45V140H43V137L42 136H37L36 134V136H35V140L37 141V140H41V141H39V143H41V144H39L38 142H36V143H38V144H36L35 145V149H36V146H38V148L37 149H39V151L36 149V151L34 152V153H32V150H31V148L30 147H32V145H34V141H31L32 140V138L34 137H32V135H31V139L29 138V135H30V133L27 135L26 133H23L24 135H25V137L24 138H22L23 140H21V141H29V139H30V142H33L32 144L30 143V142H22V144H20L19 146H21V148L19 147L18 148V146L15 148L14 146H12L11 148L12 149H19V150H14L15 151V155H14V152H13V154H11L12 153V150H10V149H8V147L6 146V148L7 149H4L5 151H3V148H0V149H2V151L0 152V164H2L1 166H0V179L1 178H3V179H1L0 181V183H2L6 178V180H8V181H6V182H8L7 184H9V185H5V187L6 186H10L11 184V186L9 187V190H8V187H6L7 188V190H8V192L6 193L7 195H6V197H4V201H5V199H8V198H10V199H8V200H15V199H20V200H22L23 199V197L25 196V197H27V195L28 194H33V193H29V192H31V190H32V192H34V190H36L35 188H39V191H40V188L41 187H43L42 185H41V187L39 186V183L41 184L42 182V180L44 179L45 180V178H46V180H53V181H55V182H57V184L58 183H60L61 184V187L59 188V190L58 191H55V193L56 194H58L57 192H60V194H58L59 196H62V197H66V198H69L70 196H73V195H76L75 197H76V200L78 199V200H81V203L83 204V211L80 209V212H79V210H64L63 209V212H62V210H61V213L59 212V214H57V215H54V216H51L50 214H48V213H40L41 211H38L39 213H37V212H34V213H32L33 214V216L32 217H30V218H27V217H23V215H19L18 216V218L17 217H15L16 215H18V214H21L20 212L21 211H25V209H26V207H27V211H31V208L29 209L28 208V206H30V207H35V206H37V205H39V203L41 202V201H44L45 199L47 200H45L44 202L46 203V202H48L49 200L46 198V197H44L45 199H42L41 198V201L39 202V203H35L34 205L33 204H31V205H33V206H31L30 204H28V206L26 205L24 208V210H21L20 208H22L23 209V206L22 207H20L19 208V210H20V212L18 213L17 211H19V210H17V209H15L16 211L14 212V210H10L9 212H7L8 210H6V209H2L0 212H2V216H0V222H1V224H2V226L0 225V234H1V237H0V264L2 263V264H74V263H76V264H84V262H78L77 263V258L80 256H82V255H84V256H82L84 259H85V256L87 257V253H88V256L89 255H95L96 253H95V251L98 253V249H99V251H101V249H103V248H105L108 244H109V241H110V234L111 233H113V230L115 229V227L116 226H114V228H112L111 226H113V225H117V229L118 228H120V226L122 225V226H124V224H126V223H130V221H133V220H140V219H143V218H140V215H143V214H138L139 215V218L138 217H136L137 216V214L135 215L134 214V212H137V211H133V208L131 207V206H128V205H126V206H128V207H126V206H119L118 208H113V209H108V210H102V212H101V210H100V212H96V211H92V209H90L91 208V204H89V202H92L91 200H90V198L91 197H94L95 196V198H96V201L97 202H99V199H100V196L99 195H101V193H100V189H96V188H94V190L96 191V192H94L93 191V187H92V184H84L83 182H81V184H75V185H73L74 183H76V181H77V183H79L78 182V178H77V176L78 175H80V174H82V173H80L79 174V171H82L83 170V173H84V171H85V169H87V171H85L87 174H88V167H89V170L91 171V165H90V163H89V166H88V163L86 164V162H85V150H84V148L86 149V146L87 147H89L87 144H90V146H91V143H92V138L90 137L91 135H93V133H94V136L96 137V135H97V137L96 138H98V136L100 135V134H102V135H100V137L102 136V137H104L105 135L107 136V133H105L106 131L103 129V131L104 132H102V128H101V126H97L98 127V129H96L95 127V120H93L94 118L92 117V115H91V113H92V111H91V113H90V111H88V107L86 106L85 108H84V106L82 105V100L83 99H85L86 101H88L89 102V104L91 105L90 106V109L89 110H93L94 111V109L96 108V107H98L99 106V108H96L95 110H98V109H100V106L102 105L103 106V104H101V97H103L104 95H102L103 93V91L104 92H107V93H112L113 95H115L114 97L115 98H113V95L111 94V96L109 97L110 98V100L111 101H114L116 98H118V95H121V96H124L121 92L120 93H118L117 92V94H116V91H117V89H125V88H127V89H129L130 91L131 90H138V89H136V85L137 84H133V82H134V79L133 78H135V80L137 81V83L139 84L140 82L142 83H140L138 86H137V88H139V90H141L142 91V89H143V91H145V90H147L149 87V89L148 90H151V89H154L155 90V93H154V90H153V92H151V91H148V93H150V94H152V95H155V94H157V93H159L158 92V90L157 89H155V87L153 88V86H155L154 85V83H153V85L151 84L152 83V80L151 79H149V68L150 67H148V65H149V63H148V65H147V62H146V57L145 58H143L142 56H140L141 54L143 55V56H145L144 55V53L146 54L147 52L149 53V51H150V48L146 51H143V48L142 47H144L143 45H141V44H139V41H137V43L136 44H134V42L136 41V40H138V38L136 37V36H134V35H136V34H134L135 32V30L133 29V27L132 26H130V22H129V20H131L134 16L132 15V14H134L135 15V13H134V11H135V9L137 8L136 6H138V5H136V6H134L135 7V9H134V7H133V9L131 8H129V7H132L133 6V4H131L130 5V3H134L133 2V0H125V1H123V4H121L120 5V9L118 8V9H114V7H113V4H114V6H115V3L114 2H110V3H106V4H102V5H99L95 0H90V4H89V0H57V2H56V4L54 5V3H55V0H43L42 2H40ZM67 1V2H66ZM78 1V2H77ZM131 1V2H130ZM138 1H140V0H136L135 1V4H137V2ZM146 1V3L147 4H144L143 3V1H140L141 3H140V6H138V7H141L142 5H143V7H145V8H147V9H145V8H143V9H145V11L143 10V11H141L142 13H144V14H149L148 16L149 17H151V18H154V16L153 15H156V14H153V12L152 11H157L158 10V12H160L159 14H161V25H162V27H163V29H166L165 31L163 30L162 32H163V36H162V39H161V41L163 40H165V39H172V38H174L175 36H179L180 37V42H179V40H178V38L177 37H175L174 38V44H176V41H175V39L176 40H178L177 42H178V45L180 44H182V45H185L184 47L182 46H177V48L179 47V48H184V49H182L181 51L179 50V52H178V49H176V48H174V46H173V48L175 49V50H173L172 49V47H171V50L174 52H168V53H171L172 54V57L173 58H175V56L177 57V59H179V58H181L182 59V57H183V59H185V57L184 56H186L187 54L189 55V54H191V53H193L191 50L193 49L194 50V45L192 44V40H190V39H192L193 38V40L196 38V40H197V42L198 43H200V44H214L213 45V47H212V45H210L214 50H215V55H213V53H211V54H209L212 58H214V59H220V60H222L223 61V63L225 62V67L224 68H216V72L217 73H215V69L213 70H211V69H209V68H206V69H204L203 67L201 68L200 67V65L198 64V65H196L197 67H195L194 66V68L196 69H194L193 70V72L195 73V71H196V74L198 75V71H199V75H200V73L201 72H203V74L205 75V74H207V75H212V76H222L221 78H218L219 80H228L229 78H231L232 76H234V77H236L237 75L239 76L240 74H236V73H234V75L232 74V75H230V77L229 76H227V73H225V72H227V71H231V69H232V73H233V71L234 72H237V70L239 69L240 70V68L242 69V70H240V72H244V70H243V68H245V67H243V66H241L240 65V68H239V64H241L242 62L241 61H244V59L242 58V57H244L245 56V59H247V57L246 56H248L249 55V61H250V58H253V56H257V52H255L256 50V47L258 48V47H260L259 49H262V47L261 46H264V45H262V44H264L263 42H264V37H261L262 35L264 36V18H262V17H264V0L262 1V0H255V1H257V2H255L254 0L252 1V0H238V2L236 1V0H151V1H149L148 0V2H147V0H145ZM144 1V2H145ZM157 1V2H156ZM161 1H163V2H161ZM198 1V2H197ZM201 1V2H200ZM218 1H220V2H218ZM222 1H223V6H225L224 7V9L225 10H227V13L228 12H230V10H231V12H230V14L228 13V14H225L224 12H225V10L223 9V6H222ZM230 1V2H229ZM232 1V2H231ZM236 1V2H235ZM243 1V2H242ZM5 2V3H4ZM7 2V3H6ZM39 2V3H38ZM76 2V3H75ZM128 2V3H127ZM151 2V3H150ZM154 2H155V4H154ZM167 2H169V3H167ZM174 3V4H172V5H174V6H170L169 4H171V3ZM176 2L178 3V5H180V6H178L177 4H176ZM262 2V3H261ZM4 3V4H3ZM58 3V4H57ZM66 3V4H65ZM87 3V4H86ZM153 4V5H150V4ZM211 3V4H210ZM212 3L214 4L213 6H212ZM245 3V4H244ZM11 4V5H10ZM69 4V5H68ZM74 4H75V6H76V4H77V6L75 7L74 6ZM81 4V5H80ZM83 4H85L86 6L88 5L89 7H87L88 8V10H87V8H86V6L85 5H83ZM109 4V5H108ZM128 4V5H127ZM134 4V5H135ZM138 4H139V2H138ZM150 5V6H152L153 8H151V9H149V7H147V5ZM158 4V6H156ZM207 4H209V5H207ZM221 4V5H220ZM232 4V5H231ZM236 4H238L237 6H236ZM246 4H249V5H246ZM261 4V5H260ZM57 5V6H56ZM60 7H59V6ZM70 6V7H68V6ZM72 5L74 6V9H73V7H72ZM79 5V6H78ZM93 5H95V6H93ZM97 5V6H96ZM106 5V6H105ZM130 5V6H129ZM148 5V6H149ZM183 5H185L186 6V8H185V6H183ZM217 5V6H216ZM233 5H235V7L233 6ZM241 7H240V6ZM243 5V6H242ZM251 5V6H250ZM62 6H63V9H62ZM64 6H66V7H64ZM117 6V5H116ZM115 6V8H117ZM164 6H168L167 8H169V9H166V7H164ZM178 6V7H177ZM184 8H183V7ZM221 6V7H220ZM249 6L251 7V8H249ZM258 6V7H257ZM5 7V6H4ZM54 7H56L55 9H54ZM58 7V8H57ZM78 7V8H77ZM85 7V9L83 10V8ZM111 7V8H110ZM113 7V8H112ZM161 7V9L164 7V11H162L161 9H159ZM171 7H172V9L173 10H171ZM232 7H233V10H234V12H236L234 15L232 14V12H233V10H232ZM240 7V8H239ZM243 7V8H242ZM253 7H255V8H253ZM68 10H67V9ZM79 9V11H77V9ZM94 8V9H93ZM97 8V9H96ZM179 8H180V11H179ZM182 8H183V10H182ZM217 8V9H216ZM221 8H222V10H224V11H222L221 10ZM235 8V9H234ZM242 8V9H241ZM244 8H245V10H244ZM250 10H249V9ZM35 9V10H34ZM54 9V10H53ZM64 9H66V13H65V10ZM114 9V10H113ZM149 9V10H148ZM165 9H166V12H165ZM178 9V10H177ZM189 9V10H188ZM215 9H216V11L218 10V9H220V10H218L217 12L215 11ZM53 10V11H52ZM94 10H97L96 11V14H95V11L93 12ZM101 10V11H100ZM111 10H113L112 12H114V11H117V14H116V12L115 13H112L111 12ZM119 10H120V12H119ZM122 10V11H121ZM160 10V11H159ZM167 10H169V12H170V10L171 11H173V12H170L169 14H173V16H174V18L175 17H177V14H181L182 15V17L184 16V14L186 15L185 17H183V18H185V19H181L182 17H181V15L178 17V20H177V18L176 19H174V18H168L167 19V17H171L172 15H169V14H167L168 12H167ZM175 10V11H174ZM177 10V11H176ZM181 10H182V13H181ZM186 10V11H185ZM213 10V11H212ZM262 10H263V12H262ZM32 11V12H31ZM62 13H61V12ZM71 13V14H68L69 12ZM81 11V12H80ZM82 11L84 12V13H82ZM214 11H215V13H214ZM220 11V12H219ZM262 13H261V12ZM52 12H54L53 14H52ZM68 12V13H67ZM76 12H80V13H76ZM91 12H93V13H91ZM101 12V13H100ZM119 12V13H118ZM124 12V13H123ZM158 12H155V13H157L158 14ZM183 12H184V14H183ZM192 12H194L195 14H193ZM257 12H258V14H257ZM3 13V14H2ZM8 13V12H7ZM56 13H57V15H56ZM61 15H60V14ZM65 13V14H64ZM91 13V14H90ZM123 13V14H122ZM132 13V14H131ZM151 13H152V15H151ZM163 13V14H162ZM189 13V14H188ZM220 13V14H219ZM261 13V14H260ZM1 14H2V16H1ZM47 14V15H46ZM90 14V15H89ZM99 14H101V15H99ZM122 16H121V15ZM128 14H130V15H128ZM156 15V17H160V15ZM168 16H167V15ZM222 14H224L225 16H223ZM237 14V15H236ZM45 15V16H44ZM56 15V16H55ZM60 17H59V16ZM95 17H94V16ZM103 15H105V17H103ZM151 15V16H150ZM165 15V16H164ZM189 15H190V17H189ZM194 15V16H193ZM214 15V16H213ZM227 15H229V16H227ZM234 17H233V16ZM249 15V16H248ZM253 15V16H252ZM59 18H58V17ZM72 18H71V17ZM75 18H74V17ZM85 18H84V17ZM87 16V17H86ZM94 17L93 19L92 18H90V17ZM106 16L108 17V19L106 18ZM115 16H117V19L116 18H114ZM132 16V17H131ZM167 16V17H166ZM172 16V17H173ZM216 16L218 17H220V16H222V17H220V18H222V19H224L225 17L227 18V17H229V19H225L226 21L227 20H229L228 22H230V24L227 22L226 23V21H225V23H224V21L222 20H220L219 19V17H218V19L216 18ZM237 16H239V18H237V20H236V17ZM246 16H248V19H247V17ZM252 16V17H251ZM24 17H26V18H24ZM32 17V18H31ZM53 17V18H52ZM57 17V18H56ZM67 17V18H66ZM79 18L80 17V21L79 20H77L76 18ZM82 17V18H81ZM99 17H101V18H99ZM105 18L107 21H105L103 18ZM120 17V18H119ZM125 17H126V21H128L130 24H128V22H125V23H127V24H123V26H122V24H120L119 22H120V20L121 21H123L124 19H125ZM158 17V19H159V21H160V18ZM163 17L165 18V19H163ZM181 17V18H180ZM192 17V18H191ZM215 17V18H214ZM230 17H233V18H230ZM245 17H246V20H245ZM258 17H260L261 18V20H259V18ZM20 20H18V19ZM28 18H31V19H28ZM45 18V19H44ZM52 20H51V19ZM69 18V19H68ZM112 18H113V20H112ZM119 18V19H118ZM127 18H130V19H127ZM179 18H180V20H179ZM188 18V19H187ZM191 18V19H190ZM258 18V19H257ZM11 19V20H10ZM15 19V20H14ZM27 19V20H26ZM58 19V20H57ZM71 19H73V20H71ZM90 19V20H89ZM94 19H95V21H94ZM103 19V20H102ZM116 19V20H115ZM123 19V20H122ZM155 19V18H154ZM172 19H174V20H172ZM217 21H219V22H217L218 23V25H220V27L217 25V23H215L216 22V20ZM231 19V20H230ZM5 20V21H4ZM7 20H9V21H7ZM14 20V21H13ZM43 20H44V22H43ZM51 20V21H50ZM61 20V21H60ZM65 20V21H64ZM82 20V21H81ZM85 20H87V21H85ZM91 20H92V22L94 23H92L91 22ZM99 21V23H98V21ZM155 20H157V18L155 19ZM164 20H165V22H164ZM176 20V21H175ZM194 20V21H193ZM203 20H205V21H203ZM215 22H214V21ZM243 23H241L240 21ZM254 20V21H253ZM263 20V21H262ZM31 23L30 25H28L27 23ZM32 21H34V22H32ZM53 21H55V22H53ZM69 21H72V23L71 22H69ZM79 23H78V22ZM85 21V22H84ZM91 23H90V22ZM158 21V20H157ZM174 21V22H173ZM181 21H183V22H181ZM190 21V22H189ZM239 21V22H238ZM248 21V22H247ZM19 22V23H18ZM24 22V23H23ZM38 22V23H39ZM51 22V23H50ZM59 22V23H58ZM62 22H64L63 24H62ZM65 22H66V24H65ZM67 22H69V23H67ZM103 22V23H102ZM106 22V23H105ZM245 22V23H244ZM259 22H261L260 24H259ZM17 23V24H16ZM23 24V25H21V24ZM27 25H26V24ZM45 23V24H44ZM58 23V24H57ZM74 23H76L77 25L76 26H74L73 24ZM82 23H84V24H82ZM117 26V23H118V25L120 26V27H116L114 24ZM251 25H253V26H251ZM3 24V25H2ZM20 24V25H19ZM42 24V25H41ZM47 24V25H46ZM52 26H51V25ZM91 24V25H90ZM112 26H111V25ZM195 24H197V25H195ZM228 24H229V26H228ZM239 24V25H238ZM240 24L242 25V26H240ZM38 25H39V27L42 29L43 27V29L45 30H41L39 27H38ZM50 25V26H49ZM65 25H71V26H65ZM84 25V26H83ZM85 25H86V27H85ZM109 27H111V28H109ZM124 25H126V26H124ZM127 25H128V27L131 29H133V32H132V30L130 31V36H129V34H128V36H127V33H129V31L126 33V31L125 30H129V28L128 29H126L127 28ZM164 25H165V27H164ZM176 25H178V26H176ZM192 27H191V26ZM250 25V26H249ZM258 25V26H257ZM261 25V26H260ZM9 26H10V28H9ZM12 26V27H11ZM23 26V27H22ZM25 26V27H24ZM64 26V27H63ZM78 26V27H77ZM88 26V27H87ZM106 26H107V28L108 29H106ZM167 26V27H166ZM182 28H181V27ZM190 26V27H189ZM224 26H225V28H224ZM232 26V27H231ZM245 26V28H242L241 29V27H244ZM247 26V27H246ZM15 27V28H14ZM17 27H18V29H17ZM21 27L24 29V30H21ZM55 28V29H50V28ZM59 29H58V28ZM76 29H75V28ZM80 27V29H78ZM97 29H96V28ZM122 27H126L125 29H124V31L122 30ZM169 27V28H168ZM196 27V28H195ZM228 27H229V31H228ZM20 28V29H19ZM26 28H28V29H26ZM46 28H47V30H46ZM48 28H49V30H48ZM65 28V29H64ZM74 28V29H73ZM91 29V30H89V29ZM104 28H105V30H104ZM192 28V29H191ZM198 28H200V29H198ZM212 28V29H211ZM233 28H235V29H233ZM236 28H239V32H238V30L236 29ZM262 28V29H261ZM16 29V30H15ZM39 29V30H38ZM78 29V30H77ZM85 29V30H84ZM86 29L88 30V31H86ZM102 29L104 30V31H102ZM114 29H116V30H114ZM117 29H120V30H117ZM216 29V30H215ZM231 29H233V30H231ZM21 30V31H20ZM59 32H58V31ZM62 30H64L63 32H62ZM68 30V31H67ZM69 30H70V32H69ZM74 30H76V31H80V32H77V34H80L81 36H79V35H77V34H75L76 33V31H74ZM108 32H107V31ZM110 30H113V32L112 31H110ZM137 30V29H136ZM169 30H171V33L172 32H175L174 34H176L175 36H174V34L172 33V36L170 35V31ZM195 30H197V31H195ZM200 31V33L198 34L197 32H199ZM233 31L234 33L233 34H237V33H239L240 34V37L239 36H235V35H230V32L231 31ZM237 31V32H235V31ZM250 30L251 31H253L254 32V30H256V32H254L255 34H258V35H255L254 33H252V32H250ZM262 30H263V32H262ZM37 33H36V32ZM39 31V32H38ZM42 31H44L43 32V34H42ZM52 31V32H51ZM58 33H57V32ZM74 31V32H73ZM84 31H85V33H84ZM90 31H91V33H90ZM121 33H120V32ZM166 31H168L169 33H167L168 35L166 36V34H165V32ZM181 31V32H180ZM182 31H184V33H182ZM188 31V32H187ZM224 31V32H223ZM225 31L228 33V35H226V34H224L225 33ZM244 31V32H243ZM13 32V33H12ZM25 32H26V35H25ZM34 32V33H33ZM41 32V34H39V36L41 35V37H39L38 36V33H40ZM61 32V33H60ZM66 32H67V34H66ZM83 34H82V33ZM94 32V36L92 35V33ZM101 34H100V33ZM103 32V33H102ZM106 34H105V33ZM117 32V33H116ZM219 32H220V34H219ZM12 33V34H11ZM35 33H36V35H35ZM45 33H47V34H45ZM54 35H53V34ZM58 34V35H56V34ZM62 33H64V34H62ZM72 33V34H71ZM115 33V35H113ZM120 34V37H118L119 36V34ZM123 33V34H122ZM188 33H190V34H188ZM194 33V34H193ZM251 33H252V35H251ZM22 36H21V35ZM24 34V35H23ZM27 34H29L30 36H28ZM74 34V36H72ZM88 34V35H87ZM112 34V35H111ZM126 34V35H125ZM131 34H132V36H131ZM178 34V35H177ZM184 34V35H183ZM232 34V33H231ZM238 34V35H239ZM243 36H242V35ZM254 34V35H253ZM5 35H7V36H5ZM10 35V36H9ZM14 35H16L17 37L15 38V36ZM20 35V36H19ZM35 35V36H34ZM50 37H49V36ZM72 36V37H69V36ZM77 35V36H76ZM99 35V36H98ZM101 35H103V37L101 36ZM104 35H105V38H104ZM108 35V36H107ZM116 35H118L117 37H115L114 38V36H116ZM122 35V36H121ZM202 35V36H201ZM248 35V36H247ZM4 36V37H3ZM12 36V37H11ZM33 38H32V37ZM79 36V37H78ZM88 36H91V37H87ZM93 36V37H92ZM98 36V37H97ZM113 36V37H112ZM168 37V38H166V37ZM174 36V37H173ZM196 36H198V37H196ZM228 36V37H227ZM230 36V37H229ZM232 36H234V37H232ZM245 36V37H244ZM251 36V37H250ZM254 36V37H253ZM11 37V38H10ZM20 37V38H19ZM25 37V38H24ZM35 37H36V40H35ZM43 37V38H42ZM47 37V38H46ZM58 37V38H57ZM66 37V38H65ZM73 37H75V38H73ZM78 37V38H77ZM94 37H95V39H94ZM97 37V38H96ZM136 37V38H135ZM164 37H165V39H164ZM219 37V38H218ZM220 37H221V40H222V42L224 43V44H222L223 46L225 45V46H227L229 49H230V46H233V47H231V48H233V51L235 52V55H233L232 54V56L230 55V53L231 52H224L223 54L225 55H223L222 53H220V51H218L217 49H219L218 48V46H219V44H221L222 42H221V40H220ZM223 37V38H222ZM225 37H227L226 39H225ZM235 37H238L237 39H239L240 41H239V43H238V41H235ZM249 37L251 38V39H249ZM254 39H253V38ZM3 38V39H2ZM5 38H7V39H9V40H7V39H5ZM18 38V39H17ZM53 39V41L51 40L50 41V39ZM55 38V39H54ZM67 38H69V40L67 39ZM80 38V39H79ZM92 38V39H91ZM98 38H99V40H98ZM111 38V39H110ZM130 38H132V39H136L135 41L133 40L132 41V39H130ZM231 38V39H230ZM232 38H234V39H232ZM5 39V40H4ZM32 39V43L30 42V40ZM65 39V40H64ZM75 39V40H74ZM77 39H78V41H77ZM86 39V40H85ZM89 39V40H88ZM94 39V40H93ZM101 39H103V41L105 40L106 41V43H103L105 46H106V48H105V46L103 47L105 50H103V48H101L102 50H101V52H98L97 51V54H101L102 52H103V56H104V53H105V59H106V61H109V62H111L113 59V61H114V63L115 64H119V63H122L121 62V60L124 58L125 60H126V63L129 65V63L131 62V64H133L135 61L136 62H138L137 64L139 65L138 66V71L136 70H133L132 69V67L133 66H131V64H130V67H131V69H129L130 71V75H129V77L130 76H132V79H130L129 77H128V75H126V76H124V78L123 77H121V76H123V75H121V74H119L118 72H117V70H116V68H112V67H110V69L108 68V72H105L104 71V73H103V68L105 67L104 65H106V64H103L102 62H101V59H102V54H101V59H100V57H98V58H94L93 56H91L92 58H90V57H88V58H85V59H82V57H83V52L81 51V50H83L84 49V47H86V49L88 50L89 48H90V45H91V43H92V45L91 46H93L94 45V43H97L96 42V40L99 42V41H101ZM118 41H117V40ZM127 39H129V40H127ZM206 39V40H205ZM230 39V40H229ZM262 39V40H261ZM26 40H28L27 42H26ZM42 40V41H41ZM50 42H48V41ZM60 40V41H59ZM66 40H68L69 42H67ZM74 40V41H73ZM83 40V41H82ZM90 40H93V41H91L90 42ZM168 40V41H169ZM184 40V41H183ZM214 40V41H213ZM220 41V43H219V41ZM234 41V42H236V45H235V43L234 42H232V43H234V44H232V43H229L230 41ZM253 40H255V41H253ZM2 41H4V42H2ZM13 41H17V42H12ZM66 41V42H65ZM85 41V42H84ZM88 43H90V44H88ZM104 41V42H105ZM113 42L112 43V45L110 44V42ZM120 41V42H119ZM162 41V42H163ZM168 41L166 42V40L164 41V42H166L167 44H168ZM185 41H186V43H185ZM205 41V42H204ZM209 43H208V42ZM258 41V42H257ZM27 44H26V43ZM31 44H30V43ZM45 42V43H44ZM48 42V43H47ZM55 42V43H54ZM57 42V43H56ZM60 42V43H59ZM74 42V43H73ZM94 42V43H93ZM133 43V45H132V43ZM170 42H171V40H170ZM172 42H173V39H172ZM189 42V43H188ZM251 43L252 45H250L249 43ZM5 43V44H4ZM17 44V45H15V44ZM42 43V45H40ZM63 43V44H62ZM69 43H71V44H69ZM79 43V44H78ZM82 43V44H81ZM87 43V44H86ZM108 43L110 44V46L108 45ZM130 43V44H129ZM185 43V44H184ZM188 43V44H187ZM219 43V44H218ZM242 43V44H241ZM7 44V45H6ZM9 44H13V45H9ZM37 44V45H36ZM54 44V45H53ZM61 44V45H60ZM216 44L218 45V46H216ZM239 44H241V47H240V45ZM255 44H257V45H254ZM258 44H260V45H258ZM52 45V46H51ZM59 45V46H58ZM70 45V46H69ZM78 47H77V46ZM81 45H83V46H81ZM85 45V46H84ZM89 45V46H88ZM96 45V44H95ZM94 45V46H95ZM122 45V46H121ZM129 45H131L132 47H129ZM138 45H139V47H138ZM142 47H141V46ZM172 45H173V43H172ZM171 45V46H172ZM188 45H190V47L188 46ZM22 46V47H21ZM26 46H28L27 48H26ZM36 46V47H35ZM42 46V47H41ZM68 46V47H67ZM75 46V47H74ZM81 46V47H80ZM103 46V45H102ZM188 46V47H187ZM236 46H238L239 47V49H238V47H236ZM5 47H6V49H5ZM12 47V48H11ZM35 47V48H34ZM38 47H41V48H38ZM44 47V48H43ZM52 47V48H51ZM56 47V48H55ZM63 49H62V48ZM71 47V48H70ZM73 47V48H72ZM109 47V48H108ZM112 47H114V48H112ZM119 49H118V48ZM175 47H176V45H175ZM216 47H217V49H216ZM220 47V49H221V47L222 46H219ZM243 47H245V48H243ZM10 48V49H9ZM23 48H25V49H23ZM43 48V49H42ZM53 48H55L56 50V52L55 51H53L54 49ZM82 48V49H81ZM125 48V49H124ZM136 50H135V49ZM137 48H141L142 49V51H143V53H142V51L140 50V49H138V50H140V51H138L137 50ZM148 48V47H147ZM146 48V49H147ZM190 48V49H189ZM222 48H226V47H222ZM255 48V49H254ZM15 49V50H14ZM28 49V50H27ZM41 51H40V50ZM52 49V50H51ZM75 49H76V51H75ZM78 49V50H77ZM115 49V50H114ZM169 49H170V47H169ZM186 49H188V51H186ZM219 49V50H220ZM244 49H246L245 50V52H244ZM23 50V51H22ZM39 50V51H38ZM47 50H50V51H48L47 52ZM65 50H67V51H65ZM87 50H83L84 52H86ZM113 50V51H112ZM118 50V51H117ZM125 50H127V51H125ZM232 50V49H231ZM255 50V51H254ZM5 51V52H4ZM11 51V53H9ZM14 51V52H13ZM23 53H22V52ZM36 51H38L39 53H36ZM46 51V52H45ZM70 51V52H69ZM72 51V52H71ZM79 51V52H78ZM117 51V53L119 52V54L120 55H118L117 53H115ZM126 52V53H124V52ZM135 51H137V53H135ZM184 51H185V53H184ZM191 51V52H190ZM217 51V52H216ZM232 51V52H233ZM13 52V53H12ZM20 52V53H19ZM25 52V53H24ZM44 52V53H43ZM55 52V53H54ZM58 52V53H57ZM69 53V55H68V53ZM81 52V53H80ZM106 52H107V54H106ZM124 53V54H122V53ZM141 54H140V53ZM219 52V53H218ZM233 52V53H234ZM244 52V53H243ZM251 52V53H250ZM252 52H255L256 53V55H253L254 53H252ZM2 53V54H1ZM22 53V54H21ZM27 53V54H26ZM33 53H35V54H33ZM42 54V55H39V54ZM52 53H53V55L55 54V56H53L52 55ZM63 53V54H62ZM81 54V55H78V54ZM129 53V55H127ZM147 53V54H148ZM179 53V54H178ZM227 53H229L227 56H229V57H226V54ZM247 55H246V54ZM6 56H5V55ZM10 54V55H9ZM13 54V55H12ZM25 54H26V56H25ZM29 54V55H28ZM38 54V55H37ZM58 55V57H57V55ZM61 54H62V56H61ZM77 54V55H76ZM117 54V55H116ZM132 54V55H131ZM137 54H140V55H137ZM173 54H174V56H173ZM177 54V55H176ZM181 54V55H180ZM239 54L241 55V56H239ZM245 54V55H244ZM252 54V55H251ZM32 55V56H31ZM44 55V56H43ZM47 55H48V57H47ZM50 55H51V57H50ZM66 55H68V56H66ZM76 55V56H75ZM114 55V56H113ZM130 55L131 56H136L137 55V59H135V57H130ZM236 55H238L239 57H240V59L242 58L243 60H240L239 59V57H238V59L239 60H237V61H240L239 62V64L237 65V62H235L236 60H234V58H237L236 57ZM9 56V57H8ZM22 56V57H21ZM29 56H31V57H29ZM70 56V57H69ZM113 56V57H112ZM116 56H118V57H116ZM122 56H124V57H122ZM171 56V55H170ZM235 56V57H234ZM5 57V58H4ZM21 57V58H20ZM24 57V58H23ZM32 57H34V59L36 60V62L38 63H33L35 60L32 58ZM43 59L44 57V60H42L41 58ZM48 58V60H47V58ZM54 57V58H53ZM77 57V59H75ZM106 57H108V58H106ZM112 57V58H111ZM126 57V58H125ZM218 57V58H217ZM233 57V58H232ZM259 57H261V58H259ZM264 56H263V54H261V53H259V56H258V58H256V57H254L253 58V62L251 63V61L249 62V61H247V64L246 65H248L247 67H246V69L247 68H250V67H254V65L256 66V64H257V66L256 67H258V65H259V67H260V65H262L261 66V68L263 69L264 68V58H263ZM12 58V59H11ZM25 60V58L27 59V61L25 60V62H24V60ZM38 58V59H37ZM40 58V59H39ZM58 58H61V59H58ZM90 58V59H89ZM112 60H111V59ZM128 58H129V60H128ZM133 58V59H132ZM232 58V60H231V62H233L232 64L230 63H228V65L226 64L227 62L226 61H228V62H230L229 60ZM31 59V60H30ZM56 59H57V62H55L56 61ZM71 59V60H70ZM100 59V60H99ZM116 59H117V61H116ZM145 59V60H144ZM176 59V58H175ZM259 59L261 60L260 62L261 63H258L257 61H259ZM28 60H30L29 62H28ZM38 60H40V62L38 61ZM47 62H46V61ZM61 60H65L64 62H62ZM81 60V61H80ZM91 60V61H90ZM93 60V61H92ZM101 63V65H100V63H98V61ZM125 60H122L123 61V66L125 65L124 63V61ZM129 62H128V61ZM141 60V61H140ZM144 60V61H143ZM234 60V61H233ZM20 61H22L21 63H20ZM46 63H45V62ZM49 61V62H48ZM70 61H72L71 63H68V62ZM73 61H75L74 63H73ZM96 63H95V62ZM117 63H116V62ZM140 61V62H139ZM8 62V63H7ZM28 62V63H27ZM59 62H61V64L59 63ZM81 62V63H80ZM83 62H85V63H83ZM93 62V63H92ZM119 62V63H118ZM135 62V63H136ZM142 62H143V64H144V62H145V64H144V66H143V64H142ZM196 62H197V60H196ZM195 62V63H196ZM199 62V61H198ZM236 63V66L237 67H235V65H233V64H235ZM248 62H249V64H248ZM257 62V63H256ZM10 63V64H9ZM19 63V64H18ZM33 63V64H32ZM51 63V64H50ZM66 63V64H65ZM89 63V64H88ZM111 63H113V62H111ZM256 63V64H255ZM13 66H12V65ZM23 64H24V66H23ZM36 64V65H35ZM44 64V65H43ZM48 64H49V66L50 67H48ZM55 64H58L57 66L55 65ZM73 64V65H72ZM82 64V65H81ZM84 64H86V66L84 65ZM99 64V65H98ZM102 64H103V66H102ZM126 64V65H127ZM244 64V65H245ZM8 66L9 67V69H10V66H11V69L9 70V72L7 73V70H8V67H7V70H6V66ZM33 65V66H32ZM45 65H46V69H45ZM59 65H61L60 67L62 68H60V67H58ZM69 67H68V66ZM71 65V66H70ZM85 66L86 68H87V70H88V72H89V75H93L92 77H86V76H83V78H82V76H78V75H76L77 73L76 72H78V69H77V67H79V66ZM89 65V66H88ZM91 65V66H90ZM126 65L124 66L125 68H126ZM128 65H127V67H128ZM143 67H142V66ZM231 65H233V67L231 66ZM242 65H243V63H242ZM250 65H252V66H250ZM15 66V67H14ZM16 66H21V67H23V68H21V67H16ZM55 66V67H54ZM64 66V67H63ZM83 66V67H84ZM88 66V67H87ZM94 66H96V67H94ZM100 66H101V68H100ZM199 66V67H198ZM14 67V68H13ZM30 67H32L31 69H30ZM39 67V68H38ZM41 67V68H40ZM67 67H68V69H67ZM101 69V70H99V68ZM232 67V68H231ZM256 67H254V68H256ZM27 68H28V71H27ZM36 68V69H35ZM43 68V69H42ZM48 68V69H47ZM49 68H50V70H49ZM58 68H59V70L60 71H58ZM66 68V69H65ZM71 68V69H70ZM74 68V69H73ZM91 69V70H89V69ZM139 68H140V70L141 71H139ZM143 68H145V70L143 69ZM225 68H226V70H225ZM234 68L236 69V68H238L237 70H234ZM5 69V70H4ZM15 69V70H14ZM18 69H21V70H23V72L20 70H18ZM24 69H26V70H24ZM40 71H39V70ZM55 69V71H53ZM64 69V70H63ZM92 69H94V70H92ZM104 69H107L106 67L104 68ZM259 69V68H258ZM257 69V70H258ZM36 70V71H35ZM48 70V71H47ZM62 70V71H61ZM68 70V72L70 73V75H69V73L67 72V73H65L66 71ZM73 70V71H72ZM76 70V71H75ZM99 70V71H98ZM142 70H144V71H146V70H148L147 72H144L143 71V73H142ZM239 70H238V72H239ZM250 72L251 71H253L254 69L252 68V70L251 69H248ZM248 70H245V71H247L248 72ZM264 70V69H263ZM263 70H261V73H264V71ZM6 73H5V72ZM14 72V73H11V72ZM16 71H18V72H16ZM26 71V72H25ZM50 71V72H49ZM135 71V72H134ZM263 71V72H262ZM28 72V73H27ZM40 72H42V73H40ZM60 72V73H59ZM96 72H97V74H96ZM102 72V73H101ZM118 75V76H116V74ZM237 72V73H238ZM239 72V73H240ZM246 72V73H247ZM249 72V73H250ZM3 73V74H2ZM39 73V74H38ZM43 73H45V74H43ZM63 73V74H62ZM76 73V74H75ZM95 73V74H94ZM147 73V74H146ZM248 73V74H249ZM257 73H259V75L257 76ZM256 73V70H254V72H253V76H251V75H247V76H245V77H247V79L250 77L252 80H253V83H254V78H258V80L257 81H255V83H260L261 82V84H262V82H264L263 81V74H261L260 73V70L258 71ZM24 74H25V76H24ZM29 74V75H28ZM56 74H57V76H56ZM64 74H66V75H64ZM101 74L103 75L102 77L104 78V79H102V78H100L101 77ZM111 74H112V76H113V78H112V76H111ZM236 74V75H235ZM49 75V76H48ZM115 75V76H114ZM143 75V76H142ZM204 75H200V76H204ZM241 75H243V74H241ZM22 76V77H21ZM42 76H43V78H42ZM56 76V77H55ZM72 76V77H71ZM75 76H77V77H75ZM105 76V77H104ZM106 76H107V80H106ZM109 76V77H108ZM134 76V77H133ZM142 76V77H141ZM146 76H148L147 78H146ZM237 76V77H238ZM14 77V78H13ZM30 79H29V78ZM33 77V78H32ZM70 77V78H69ZM86 77V79H84ZM99 77V78H98ZM119 77H121V78H119ZM138 77V78H137ZM143 77H145V78H143ZM234 77H233V79H234ZM237 77L235 78L236 80H237ZM242 79L244 78L245 79V77H243V76H240ZM240 77H238V78H240ZM10 78H12V79H14L15 80V82H13V80L12 79H10ZM15 78H17V79H15ZM41 78V79H40ZM55 78H57V80H58V78H59V80L61 79V81H57ZM79 78H81V79H79ZM88 78H90V80H91V78H93V80H92V83L91 84H94V85H91V87H92V89H94L93 91H88V90H90V89H88V87H90V84L88 85V83H85L86 81H88L89 79ZM98 78V79H97ZM110 78V79H109ZM127 78V79H126ZM250 78L248 79V80H250ZM7 79V82L5 81V80ZM26 79V80H25ZM29 79V80H28ZM33 79V80H32ZM44 80V82H43V80ZM45 79H47V80H45ZM50 79V80H49ZM52 79V80H51ZM114 79V80H113ZM123 79H125V80H123ZM141 79H144V80H141ZM233 79H230V80H232V81H235L236 82V80H233ZM243 79V80H244ZM262 81H261V80ZM8 80H9V84H8ZM19 80V81H18ZM21 80V81H20ZM23 80H25L24 82H23ZM41 80V81H40ZM63 80V81H62ZM74 80H76V82L74 83ZM81 82V81H84V82H82L83 84H81L79 81ZM98 80L100 81V82H98ZM123 80V81H122ZM128 80H130V82L128 81ZM131 80L133 81V82H131ZM260 80V81H259ZM3 81H5V82H3ZM16 81H18V82H16ZM39 81H40V83H39ZM47 81L49 82V83H47ZM55 81V82H54ZM64 81H65V83H64ZM78 81V82H77ZM106 81V82H105ZM110 81V82H109ZM118 81V82H117ZM121 81L124 83V85H123V83H121ZM136 81H135V83H136ZM145 81H150L149 83L148 82H145ZM237 81H241V79H238ZM251 81V80H250ZM20 82H22V83H20ZM33 84H32V83ZM42 82V83H41ZM67 82V83H66ZM89 82V81H88ZM101 82L103 83L102 85L104 86H101ZM109 82V83H108ZM112 82H115V86H114V83H112ZM128 82V83H127ZM15 83V84H14ZM18 83H19V85H18ZM27 83H29V86L31 85V86H34V88H32L31 86L29 87V86H26V85H28ZM46 83V84H45ZM51 83V84H50ZM56 83V84H55ZM58 83H59V85H58ZM73 83V84H72ZM99 85H98V84ZM130 83V85H131V83H132V85H134V87L133 86H129V85H127V84H129ZM145 83V84H144ZM146 83H148V85H146ZM15 85L14 87L16 88V86H18L16 89L13 87V85ZM17 84V85H16ZM22 84V85H21ZM39 84L41 85V86H39ZM48 84H49V86L50 85H53L52 87L50 86H48ZM81 84V85H80ZM85 84H86V86H85ZM107 84H108V86H107ZM111 84V85H110ZM117 84V85H116ZM122 84V85H121ZM152 86H150V85ZM222 84H223V82H222ZM36 85H37V87H39V88H37L36 87ZM45 87H44V86ZM55 85V86H54ZM84 86V88L82 89V87H78V86ZM126 85V86H125ZM140 85L142 86V88L140 89ZM12 86V87H11ZM58 88H57V87ZM59 86H60V88H59ZM68 86V87H67ZM116 86H117V88H116ZM121 86V87H120ZM127 86H129V87H127ZM146 86H149V87H146ZM166 86H168L167 84L165 85H162V87L161 86H156V88H160V89H163V90H167V89H165L164 87H166ZM21 87V88H20ZM26 87V88H25ZM47 87V88H46ZM56 87V88H55ZM64 87H65V89H64ZM87 89H86V88ZM98 87V88H97ZM99 87H102V88H99ZM108 87V88H107ZM110 87H112V88H114L113 89V91H115V93L114 92H112V89L110 88ZM120 87V88H119ZM131 87L133 88V89H131ZM9 88H10V90H9ZM14 88V89H13ZM20 88V89H19ZM41 88H43V89H41ZM55 88V89H54ZM62 88H63V90H62ZM168 88V87H167ZM8 89V90H7ZM23 89V90H22ZM50 89H53L52 91L50 90ZM57 89L59 90L58 91V95H57ZM66 89L68 90V91H71V92H68V91H66ZM81 89L83 90V92L85 91L84 89H86L87 90V92L85 91V95L86 96H84V98H82V95L80 94V92H81ZM116 89V90H115ZM126 89V91L128 92V90ZM145 89V90H144ZM15 90H17L16 92H15ZM27 90H31L30 92L31 93H34V95L32 94V95H30V92H27ZM49 90H50V92H49ZM102 90V91H101ZM12 91V92H11ZM21 91L23 92L24 91V94H22L21 93ZM41 91V92H40ZM44 93H43V92ZM111 91V92H110ZM146 91V92H147ZM157 91V92H156ZM63 92V93H62ZM99 92H101V93H99ZM19 93V95H16L17 96V98L18 97H20L21 99H22V97H24V95H25V93H26V96L28 97H24V99H22V100H18L17 102H16V104H15V106L13 107V108H11L10 106H9V102L12 100V99H14V98H16V96H15V94H18ZM23 95H21V94ZM29 93V94H28ZM52 95H51V94ZM57 95H55V94ZM65 94V93H68V94H65V95H62V94ZM223 93H225V92H223ZM223 93L221 94V97H223L222 95H223ZM39 94H40V96H39ZM49 94H50V96H49ZM54 94V95H53ZM59 94H61L62 95V97L64 98V99H62V97H60L61 95H59ZM70 94V95H69ZM78 94V97L76 96ZM93 94H94V97H93ZM168 93H165L164 95H161V97H160V106L161 105H163V104H161V103H164V105L165 104H169L170 106H169V108H166V107H168L167 105H166V107L165 106H162L163 108L165 107L166 109V111L168 110V115H169V118L171 117V118H173L172 116H174V120L175 119H179V118H182V117H184V116H186V117H184V118H186V119H188V114H190L189 112H188V108H189V106L191 105V103H192V105L190 106L191 107V109L189 108V111H192V110H196L198 107H199V105H198V103L197 102H195V101H192V98L190 99L189 97H186L184 100H187V101H184L183 100V98H182V100L180 99V97H179V103H180V105H179V103L176 101V99H174L173 98V95L169 98V95L170 94H168ZM9 95V96H8ZM21 95V96H20ZM29 95H30V97H29ZM73 95V96H72ZM96 95V96H95ZM100 97H99V96ZM225 95V94H224ZM226 95H227V93H226ZM229 95H230V93H229ZM32 96V97H31ZM46 96H48L47 98H46ZM59 96V97H58ZM68 96H70L71 98H69ZM166 98H168V103H167V101H165V97ZM228 96V95H227ZM43 97H45V98H43ZM49 97H51V98H49ZM56 97H58L60 100H58ZM73 97H75V99L76 98H79V99H82V100H80V102H77V100H75ZM97 97V98H96ZM162 97H164V101H163V99H162ZM226 97V96H225ZM225 97H223L222 98V100L223 101H221V100H217V99H215L214 101H213V103H218V105H219V103H221L220 105H225V106H223L224 108L227 106L228 107V103H223V102H225V99H226V101H227V98H225ZM229 97H231V102H232V100L234 99V101L235 100H237L238 98L235 96H232V94L229 96ZM8 98V99H7ZM9 98H12V99H10L9 100ZM93 98V99H92ZM96 98V99H95ZM119 98H120V96H119ZM122 98V101H123V99L124 100H126V102L124 101V103H129V101H127V99H125V98H123V97H121ZM171 98H173V100L171 99ZM225 98V99H224ZM263 99H264V95H263V97H262ZM7 99V101H5ZM27 99V100H26ZM33 99V100H32ZM41 99V100H40ZM43 99H46V100H43ZM48 99H50V100H52V101H50V100H48ZM68 99L70 100L69 102H70V106L71 107H69V108H71V109H69L68 108V106L66 105L68 102ZM71 99H72V101L73 100H75V101H71ZM79 99H78V101H79ZM100 99V100H99ZM162 99V100H161ZM190 99V100H189ZM230 98H228V100H229ZM26 100V101H25ZM35 100V101H34ZM56 100H58L59 101V103H61V104H58V101H56ZM64 100H66V101H64ZM167 100V99H166ZM9 101V102H8ZM24 101V102H23ZM29 101V102H28ZM32 101V102H31ZM42 101H44L47 105H49L48 107H47V105L44 103H42ZM163 101V102H162ZM170 101V102H169ZM172 101V102H171ZM188 101H190V102H188ZM192 101V102H191ZM238 101H240L241 102V100H238ZM25 102H27L28 103V105H26L25 104ZM37 102V103H36ZM50 102H52V103H49ZM57 102V104H53V103H56ZM76 102V103H75ZM93 104H91V103ZM185 102H187V103H185ZM8 103V104H7ZM29 103H31V104H29ZM39 103H41V104H39ZM80 103V104H79ZM95 103H97V104H95ZM127 103V104H128ZM145 103V102H144ZM174 105H173V104ZM183 103V104H182ZM195 103L197 104V107H196V105H195ZM235 103H238V105H239V102H237V101H235L234 102V104ZM8 106H7V105ZM32 104H33V106H34V104H35V106L34 107H32ZM39 105L38 107L40 108H38L37 107V105ZM65 104V106H63ZM69 104V103H68ZM74 104H76L75 105V107H76V109H75V107H74ZM77 104H78V106H77ZM94 104H95V106H94ZM176 104V105H175ZM185 104V105H184ZM195 106H194V105ZM6 105V106H5ZM19 105V107L18 108H16L17 106ZM25 107H24V106ZM41 105H43V106H41ZM52 107H51V106ZM61 105V106H60ZM73 105V106H72ZM81 105V106H80ZM97 105V106H96ZM130 105V104H129ZM177 105H178V107H177ZM181 105H183V107L181 106ZM212 105V104H211ZM217 105V106H218ZM235 105H237V104H235ZM21 106V107H20ZM27 106H29L30 108L28 109V107ZM55 106V107H54ZM58 106V107H57ZM67 106V107H66ZM92 106H94V108L92 107ZM111 106H112V108H114L113 107V102L111 103V105H110V110L112 111L113 109H111ZM173 106V107H172ZM188 106V107H187ZM9 107H10V109H9ZM65 107V108H64ZM78 107V108H77ZM129 107H132V105H130ZM162 107H160V108H162ZM173 108V111H172V109H170V108ZM174 107H176V108H174ZM185 107V108H184ZM195 107V108H194ZM202 107V106H201ZM223 107L222 106H218V107H216V109H218V111L219 112H221V110H224L223 109ZM226 107V108H227ZM239 107V106H238ZM21 108H25L23 111H24V114L23 115H25L24 116V118H23V120H22V118H20L21 116H23V115H21L19 118V120H20V122H19V120H18V117H16V116H18L20 113H19V111L21 110ZM34 108V109H33ZM36 108H38V109H36ZM45 108V109H44ZM52 109V110H54V111H52L51 110V112H53V113H50L49 111V109ZM57 109V111L55 110V109ZM67 108V109H66ZM80 108H82V109H80ZM93 108V109H92ZM106 108V107H105ZM159 108V107H158ZM178 108H180V110H182V114H180L181 116L180 117H178V114L180 113V111L178 112V114L176 115L175 113H177V112H175V110L176 109H178ZM182 108V109H181ZM203 108V107H202ZM204 108H207V106H204ZM212 108H214L213 107V105H212V107H210V109H212ZM12 109H13V111H12ZM14 109H15V111H14ZM20 109V110H19ZM32 109L33 110H35V111H32ZM63 109H65L66 110V114H68V113H70V114H68V115H66L65 114V110H64V112H61V111H63ZM79 109V110H78ZM131 109V108H130ZM201 109V108H200ZM209 109V108H208ZM208 109H206V110H208ZM10 112H9V111ZM43 110H47V111H45V112H42ZM60 110V111H59ZM74 110V111H73ZM76 110H78V111H76ZM115 110H116V108H115ZM148 109H146V111H147ZM179 110V109H178ZM178 110H176V111H178ZM239 111V109H236V111ZM248 110V111H247ZM247 110H244V112H243V114L245 113V114H247L246 112H249V114H250V112H251V110H253L254 111V109H251L250 111H249V109H247ZM3 111V112H2ZM12 111V112H11ZM28 111V112H27ZM32 113H31V112ZM41 112V113H38V112ZM67 111H69V112H67ZM71 111V112H70ZM76 111V112H75ZM81 111V112H80ZM86 111H87V114H86ZM174 112V114L172 113V112ZM241 111V110H240ZM246 111V112H245ZM251 112V113H253V114H251V115H254V112ZM9 112V113H8ZM15 113V115H14V113ZM48 112V113H47ZM55 112V113H54ZM56 112H58V113H56ZM3 113L5 114V113H8V114H5V115H3ZM11 113H13V114H11ZM18 113V114H17ZM26 113V114H25ZM44 113V114H43ZM47 113V116L49 115V114H51V115H49L48 117L45 115ZM63 113H64V116H59L60 114L61 115H63ZM78 113V114H77ZM80 113H82V114H80ZM89 113V114H88ZM112 113H114V117L112 116V120L113 121H115L116 122V127L118 126V125H121L122 126V124H123V122H124V124L126 125V126H129V124L131 123V121H129L128 119H120V117L122 116V115H120V114H118V112H112ZM151 115H153V113L152 112H149ZM157 113H159V112H157ZM156 113V114H157ZM162 112H160V114H161ZM164 113V112H163ZM162 113V114H163ZM166 113H164V114H166ZM237 113V112H236ZM240 112H238L237 114H239ZM38 114V115H37ZM42 114V115H41ZM57 115V118H60L61 119V122L62 123H64V124H66V126H68V125H70L69 127H71V129H75V131L74 130H72L73 132L72 133H69V136H71L70 137V139H69V136H68V138H66V136H64V137H55L56 138V141H54V140H52V141H50L51 140V138L53 137V127H56V126H58L59 125V123L57 124L56 122H54L55 123V126H53L54 125V123L53 122H51L50 123V121H49V119L50 120H52V118L51 117H53L54 115ZM59 114V115H58ZM155 114V113H154ZM167 114H166V116H167ZM170 114H172L171 116H170ZM183 114H184V116H183ZM237 114L235 115L236 117H238V118H243V119H240L242 122L241 123H239V124H241V125H243V124H245L246 123V119H247V123H248V125H249V122H250V124L253 122V120H254V118H255V116L253 117V119L251 118V116H249V114H247L248 115V117H250L251 119H248V117H246V115H245V119H244V115L241 117V116H237ZM8 115V116H7ZM40 115H41V117H40ZM43 115H44V117H43ZM55 115V116H56ZM71 117H73V118H71ZM80 115V116H79ZM86 115V116H85ZM89 115H91V116H89ZM120 115V116H119ZM240 115V114H239ZM241 115H242V112H241ZM255 115H256V110H255ZM4 116V117H3ZM65 116H66V118H65ZM68 116V117H67ZM119 116V117H118ZM155 117L154 118H156V115H154ZM161 116V115H160ZM166 116H164V117H166ZM177 116V117H176ZM235 116H234V118H235ZM4 119H3V118ZM32 117V118H31ZM43 117V118H42ZM47 117V118H46ZM50 117V118H49ZM65 119H64V118ZM120 119V120H117L118 118ZM123 117V116H122ZM121 117V118H122ZM161 117H163V116H161ZM176 117V118H175ZM190 117V116H189ZM15 118H17L16 120L18 121V123L17 122H15ZM41 120H40V119ZM57 118H56V120L55 121H57V122H59V120H57ZM71 118V119H70ZM76 118V119H75ZM133 118H135V117H133ZM133 118H131V119H133ZM139 118V117H138ZM144 118H146V117H144ZM166 118H168V117H166ZM231 118H233L232 116L229 118V119H231ZM14 119V120H13ZM25 119V120H24ZM27 119V120H26ZM46 119V120H45ZM48 119V120H47ZM67 119V120H66ZM73 119V120H72ZM89 119H91V120H89ZM147 119V118H146ZM22 120V121H21ZM69 123L68 125H67V122ZM125 120H127V121H125ZM139 120H142V119H139ZM180 120H182L183 121V119H179L178 121H180ZM0 121V122H1ZM33 121H35V122H33ZM49 121V122H48ZM54 121V120H53ZM130 123H129V122ZM184 121H187V120H184ZM188 121H189V123L192 121V119L191 118H189L188 119ZM188 121H187V123H188ZM252 121V122H251ZM22 122V123H21ZM32 122V123H31ZM37 122V123H36ZM71 122V123H70ZM77 122V123H76ZM86 122L87 123H89L90 122V124H86ZM118 122V123H117ZM140 122H143V121H140ZM225 122H227V121H225ZM244 122V123H243ZM13 123V124H12ZM50 123V124H49ZM61 123V124H62ZM79 123V124H78ZM82 123V124H81ZM121 123V124H120ZM127 123V124H126ZM227 123H230V121L229 122H227ZM246 123V124H247ZM18 124V125H17ZM60 124V125H61ZM72 124V125H71ZM75 124V125H74ZM123 124V125H124ZM132 124H134L133 126H135V131L132 129V130H130V136H129V134L126 136V138L128 137H130V138H132V139H130L131 141H135L136 140V142H135V147L138 149V148H140V149H142L143 147H144V145H145V147L147 148V146H151V148H162L161 146H163L164 147V145H163V142H160L159 140V138H158V134H156L157 132L153 129V130H150L151 128L149 127L148 128V126L146 127L145 125H143V123L141 124V126H142V128H140V130H139V127H141L140 125H139V123H138V120H137V122L135 121V122H132L130 125H132ZM16 125H17V127H16ZM25 125H24V127H25ZM51 125V126H50ZM91 125V126H90ZM94 125V126H93ZM44 126V127H43ZM47 126H48V129H47ZM53 126V127H52ZM72 126H73V128H72ZM81 128H80V127ZM83 126V127H82ZM84 126H85V129H84ZM87 126V127H86ZM68 127V128H69ZM248 127H251V126H248ZM39 128V129H38ZM43 128H45V129H43ZM67 128V127H66ZM67 128V129H68ZM89 128H91V129H89ZM93 128H95V129H93ZM147 128V129H146ZM6 130L5 132H3V130ZM41 129V130H40ZM47 129V130H46ZM70 128L68 129V130H71ZM79 129H81L82 131H80ZM84 129V130H83ZM87 129L89 130V132L87 131ZM93 129V130H92ZM115 129V128H114ZM142 129V130H141ZM8 130V131H7ZM9 130H12V131H9ZM14 130H16V131H18L19 132V136H16L15 135V137H17V138H20V140L18 141L17 139H15L16 141H17V143H15V140H14V138H13V136H14V134L16 133V131L14 132ZM44 130V131H43ZM23 131V130H22ZM80 131V133H78ZM137 131H139V132H137ZM143 131V132H142ZM144 131H146L147 133H146V135H150L149 137L148 136H146V135H144L143 136V134H145V132ZM152 131L153 133H150V132ZM12 132H14V133H12ZM17 132V133H18ZM24 132V131H23ZM82 132V133H81ZM98 132H99V135H98ZM140 132H141V134H140ZM1 133H3V134H1ZM11 133V134H10ZM16 133V134H17ZM32 133V134H33ZM73 133H75L74 135H73ZM135 133V134H134ZM155 133V134H154ZM7 134V135H6ZM8 134H9V136H8ZM33 134V135H34ZM72 134V135H71ZM79 134V135H78ZM85 134V135H84ZM91 134V135H90ZM109 134V133H108ZM134 134V135H133ZM137 134V135H136ZM151 134H153L152 136H151ZM11 135V136H10ZM66 135H68V134H66ZM76 135V136H75ZM81 135V136H80ZM83 135V136H82ZM86 135H87V137H86ZM131 135H133V136H143L142 138H144V139H148V140H150V141H148V140H144V139H140V141H139V138H135V137H131ZM72 136H73V138H72ZM74 136H75V139L76 138H79V140L78 141H75V139H74ZM88 136H89V138H91L90 139V141L88 140L89 138H88ZM94 136H92L93 138H94ZM115 136V135H114ZM147 138H146V137ZM9 137H10V140H6L5 141V139H9ZM27 137V139L28 140H24L25 138ZM38 139H37V138ZM42 137V138H41ZM84 137L86 138V139H84ZM112 139H113V134H112ZM152 137V138H151ZM154 137H156V138H154ZM55 138H52V139H55ZM59 138V139H58ZM62 138H64L63 140H65V141H62ZM88 138V139H87ZM125 139L124 140V138H123V140L122 139H120V138H118V137H116L115 136V138H114V141H115V139L117 140V142L119 141L120 143H122L123 141H124V144H126L125 142H128V141H126V140H129V139ZM133 138H135V140H133ZM154 138V139H153ZM12 139L14 140V141H12ZM68 139V140H67ZM71 139H73V140H71ZM82 139H84V140H87V142L85 143V141L84 140H82ZM111 139V140H112ZM152 139V140H151ZM33 140H34V138H33ZM82 140V141H81ZM122 140V141H121ZM153 140H155V142H153ZM44 141V142H43ZM57 141H59V143H60V141H62V142H64V144H65V146H63L64 144H61L60 143V145L58 146V142ZM71 143H70V142ZM79 141H81V143L83 144V145H85L84 146V148H82L81 149V147L83 146L82 144H80V142ZM84 141V142H83ZM113 141V140H112ZM113 141V142H114ZM139 141V142H138ZM19 142V143H18ZM57 142V143H56ZM66 142H68V144H66ZM80 144H78V143ZM88 142H91V143H88ZM116 142V141H115ZM144 144L143 146L141 145L142 143ZM147 142H149V143H147ZM150 142H152V143H150ZM4 143L6 144V145H4ZM14 143V144H13ZM23 143H26V144H24V147L26 148L25 150H24V148L22 147L23 146ZM29 143L31 144V146H29ZM54 143V144H53ZM56 143V144H55ZM73 143V145H69V144H72ZM75 143H77L76 145H75ZM85 143V144H84ZM136 143H138V145H136ZM141 143V144H140ZM12 144V145H11ZM28 144V146H29V150H27V148H28V146H25V145H27ZM48 146H47V145ZM94 144V143H93ZM92 144V145H93ZM149 144V145H148ZM150 144H152V145H150ZM11 145V146H10ZM56 145V146H55ZM62 145V146H61ZM69 145V149H67V146ZM75 145V147H73V148H75V149H71L72 148V146H74ZM82 145V146H81ZM39 146H41L40 148H39ZM48 147V149L49 150H47V148L45 149V147ZM66 147L64 150H65V152H64V154L61 152L62 150H61V147ZM70 146H71V148H70ZM81 146V147H80ZM93 146H95V145H93ZM137 146H139V147H137ZM153 146V147H152ZM79 147H80V149H79ZM128 147H131L130 145H128ZM134 147V146H133ZM134 147V148H135ZM23 148V149H22ZM78 148V149H77ZM134 148H132V149H134ZM146 148H145V150L142 152H139L140 154L142 153V154H144V156L145 157H143L142 156V158H148V159H152V158H149V156H150V153H147L148 152V150L150 149V148H148V150H146ZM144 149V148H143ZM9 150V152H7ZM30 150H31V153L33 154H31V157H29L30 155H26V153H28V154H30ZM46 150H47V152H46ZM51 150V151H50ZM68 150V152L70 151L71 152V150H73V151H77V152H75V153H78L80 150H83V151H80L79 152V154L80 155H82V153L84 152V155H82V156H84V159H83V157H82V160L81 159H79V158H81V156L80 155H78V154H76L75 155V153H74V156H73V154H72V152L70 153H68V152H66ZM20 151H22V155H21V152ZM23 151H28V152H23ZM33 151H34V149H33ZM114 152H115V150H113ZM117 151L118 150H116V153H117ZM150 151V150H149ZM7 152V153H6ZM11 152V153H10ZM18 152H20V157H22L23 156V154L24 155H26L27 156V158L28 159H26V156H25V158L23 159V158H17L18 156L17 155H19V153ZM38 152H41V153H39V154H37ZM42 152L44 153V155H46V156H44L43 154H42ZM50 152V153H49ZM53 152V153H52ZM82 152V153H81ZM9 153V154H8ZM17 153V154H16ZM36 153V155H38L40 158H41V155H43V157H44V159L43 160H41L38 156H36V155H34ZM46 153V154H45ZM66 153H68V154H71V155H69L68 157H67V155L68 154H66ZM147 153V154H146ZM3 154V155H2ZM7 155V156H5V155ZM12 156H11V155ZM52 154V155H51ZM54 154V155H53ZM62 156H64L65 154V159H64V157H62ZM80 156V157H77L78 158V160H77V158H76V156ZM117 155V154H116ZM116 155H114V156H116ZM12 158H10V157ZM15 156V157H14ZM36 157V158H39L38 160H39V163L37 162L38 160H35V158L34 157ZM72 156V157H71ZM118 156V155H117ZM121 156V155H120ZM120 156H118V157H113V158H115V160L118 162H116V163H113V162H110L109 164H100V166L101 167H104V169H106V167H107V165H110V167H111V165L112 164H114V168H115V171L117 170L116 168V165L118 166L119 164H122L121 162H123V160L125 159V158H123L122 156V158L120 157ZM5 157H8V158H6L5 159ZM14 157V158H13ZM24 157V156H23ZM46 157V158H45ZM48 157H50V158H48ZM55 157V158H54ZM58 157V158H57ZM59 157H61V158H59ZM70 157V158H69ZM151 157H152V155H151ZM15 158H17V160L18 159H20V161L21 162H19V160L17 161ZM29 158H31V161H30V159ZM32 158H34V160H32ZM53 158V159H52ZM71 158H73V160L74 159H76V161H77V163H76V161L74 160H72ZM120 159L119 161H120V163H119V161L117 160V159ZM3 159H5L4 161H3ZM12 160V162H11V160ZM13 159L14 160H16V161H13ZM21 159H23L24 160V164H22V168H21V164H19L18 165V163H22V160ZM46 159H50V161H51V159L53 160V161H56V160H58V163L56 162H49L48 160H46ZM72 160L73 161V163H68L69 162V160ZM123 159V160H122ZM2 160V161H1ZM6 160L8 161L7 163H6ZM25 160H26V162H27V160H28V162H27V164L29 163L30 165L32 164H34V166H35V164L38 166H36L37 167V169H39L40 167H41V171H42V173L38 170V172H40L39 174L41 175V174H43V172H45V169L43 170V168H46V167H48L47 169H46V172L44 173V174H47V171H49L48 172V174L47 175H49V176H40V178H43V179H38V175L39 174H36V173H34V171L35 170H37V169H35V167L34 166H32V167H34V168H32L29 164V166H25L24 167V165H27V164H25ZM62 160H63V162H62ZM66 160H68L67 161V163H66ZM83 160H84V162H83ZM122 160V161H121ZM126 160V159H125ZM125 160H124V164H125ZM42 161V162H41ZM45 163H44V162ZM64 161H65V163H64ZM71 161V162H72ZM82 163H85L86 165H87V168H84V165H79V163L80 164H82ZM112 161V160H111ZM145 161H148V160H145ZM3 162H5V163H3ZM13 162H15V164L17 163V165L18 166H20L19 168H21V172L20 173H22V174H19V172H18V168H16V167H18L17 165L15 166V164L13 163ZM31 162V163H30ZM35 162H37V163H35ZM49 164L50 163V165H48L47 163ZM60 162V163H59ZM79 162V163H78ZM43 165V166H41V164ZM6 164V165H5ZM13 165V170H11V167H9V165ZM75 164V165H74ZM79 165L78 167H79V169L83 166V169H81V170H79V169H75V167L77 168V165ZM127 164V163H126ZM4 165V166H3ZM44 165H46L45 167H44ZM86 165H85V167H86ZM65 166V167H64ZM74 166V167H73ZM81 166V167H80ZM94 166V165H93ZM120 167H122L123 166V164L122 165H119ZM118 166V167H119ZM14 167L17 169V171H15L14 170ZM32 169H34V171L32 172V170H30L31 168ZM51 167H53L54 168V170H56V171H60V172H62V174H65V175H58V176H60L61 178H62V176H64L63 178H66V179H69V177L70 176H72V177H74L75 176V179L76 180H74L73 178H71V181H70V179L68 180V181H70L71 183H72V186H74V187H72L73 189L72 190H74V191H76V192H72V191H70L71 190V187H69L70 186V184L67 182V184H66V181L67 180H65L64 179V186L66 187V189L68 190L69 189V191H67L65 188H62L63 187V182H59V180L61 181V180H63V179H59L58 180V177H56V176H53L52 175V173H56V171H53V168H51ZM57 167V168H56ZM69 167H73L72 168V171H73V175H72V173L71 172H69V171H71L70 169L71 168H69ZM95 167V166H94ZM112 167V168H113ZM119 167V168H120ZM1 168H2V170H1ZM9 168H10V171H9ZM23 168H25L24 170H23ZM27 168H29V169H27ZM50 168V169H49ZM64 170H63V169ZM68 170H67V169ZM96 168V167H95ZM113 168V169H114ZM8 169V170H7ZM52 169V170H51ZM60 169V170H59ZM73 169H75V170H73ZM121 169V168H120ZM5 170H7V171H5ZM20 170V169H19ZM23 170V171H22ZM31 171L32 173H30V171L29 172H27V171ZM66 170L68 171L67 172V174L66 173H64V172H66ZM77 170V171H76ZM13 171H15V173L17 172L18 174H13ZM51 171H53L52 173H51ZM90 171H89V173H90ZM2 172H4L5 173V175H4V173H3V176H1L2 175ZM6 172H9V173H7L6 174ZM24 172H26V174L28 175V173H30V175L29 176H26V174L24 173ZM37 172V171H36ZM37 172V173H38ZM60 172H57V174H59ZM76 172V173H75ZM16 175V177L14 176V177H12L13 175ZM23 173L25 174V177H27L28 179H31V178H33L34 179V181L33 180H29V181H31L32 183H33V185L35 186V187H33L32 188V184H31V182H27L26 180H27V178L25 179V180H22L21 181V179H23V177H21V176H24L23 175ZM34 173V174H33ZM69 173V174H68ZM75 173V174H74ZM71 174V175H70ZM94 174V173H93ZM8 175V176H7ZM11 175V176H10ZM35 175H37L36 176V178H35ZM52 175V176H51ZM68 175H70V176H68ZM83 175V174H82ZM121 175H122V173H121ZM10 176V177H9ZM17 176H19V179H17L18 177ZM51 176V177H50ZM67 176H68V178H67ZM45 177V178H44ZM57 178V179H54V178ZM5 178V179H4ZM12 179V181H11V179ZM47 178H50V179H47ZM53 178V179H52ZM16 179L17 180H20L19 181V183H20V185L18 186L19 188H17V185L19 184L18 183V181H16ZM38 179L39 180V182L38 181H36V180ZM74 180V181H73ZM11 181V182H10ZM23 181H25V182H23ZM37 182L36 184L37 185H35V183L34 182ZM80 181V180H79ZM5 182V181H4ZM3 182V183H4ZM10 182V183H9ZM15 182H17V184L15 183ZM22 182L23 183H25V185L24 184H22ZM3 183H2V187H1V184H0V189L2 188L3 189ZM28 183V185L26 186V184ZM31 185H30V184ZM5 184V183H4ZM69 184V185H68ZM16 185V186H15ZM22 185H24V186H22ZM29 185L31 186V187H29ZM77 185V186H76ZM83 185V186H82ZM86 187H85V186ZM89 185V186H88ZM14 186V187H13ZM36 186H38V187H36ZM68 186V187H67ZM80 186V187H79ZM5 187H4V189H5ZM79 187V189H77ZM83 187V188H82ZM88 187V188H87ZM92 187V188H91ZM12 188V189H11ZM15 188V189H14ZM24 189L26 192H28L26 195H22L23 194V192H24V190H21V189ZM29 188H30V190H29ZM82 188V189H81ZM3 189V190H4ZM16 189H20L18 192H17V190ZM29 191H28V190ZM42 189V188H41ZM64 189V190H63ZM11 190V191H10ZM16 191V193L18 194H20L22 197H20V195L18 194H16L15 192H12V191ZM61 190V191H60ZM63 190V191H62ZM66 190V191H65ZM80 192H79V191ZM87 192V190L89 191L90 190V193L89 192H85V191ZM9 191L11 192V195L12 196H14L15 194H16V196H14V197H11V195H9L8 193H9ZM23 191V192H22ZM37 191V190H36ZM35 191V192H36ZM39 191H37L36 193L37 194H39L38 192ZM67 192V193H65V192ZM93 191V192H92ZM69 192V193H68ZM81 193V194H79V193ZM1 193H5L4 191H2L1 190V192H0V195H1ZM62 193V194H61ZM64 193V194H63ZM75 193V194H74ZM24 194H25V192H24ZM55 194V195H56ZM70 194V195H69ZM73 194V195H72ZM10 196V197H7V196ZM58 195H56V196H58ZM64 195V196H63ZM81 195V196H80ZM93 195V196H92ZM19 196V197H18ZM29 196V195H28ZM80 196V198H78V197ZM82 196H85V197H82ZM87 196V197H86ZM98 196V197H97ZM2 197V196H1ZM0 197V198H1ZM18 197V198H17ZM24 197V200L26 199ZM89 197V198H88ZM12 198H14V199H12ZM22 198V199H21ZM72 197H70V199H71ZM74 198V197H73ZM72 198V199H73ZM65 199V198H64ZM86 199H88V200H90V201H88V200H86ZM3 200V199H2ZM2 200H0V201H2ZM8 200H6L5 202H7ZM23 200V201H24ZM73 200H75V199H73ZM83 200V201H82ZM85 201V202H84ZM88 201V202H87ZM95 201V200H94ZM94 201L92 202V203H94ZM95 201V202H96ZM11 202V201H10ZM80 202V201H79ZM42 203V202H41ZM63 203V202H62ZM37 204V205H36ZM64 204H66V203H63V205ZM88 204H89V206H88ZM85 205V206H84ZM32 208L33 210L35 209V208ZM38 208H39V206H37ZM87 207H89V208H87ZM86 208V209H85ZM6 210V211H5ZM90 210V211H89ZM115 210V211H114ZM12 211V212H11ZM72 211V212H71ZM112 211V212H111ZM117 211V212H116ZM3 212H4V214H3ZM65 212V213H64ZM68 212V213H67ZM84 212V213H83ZM148 212H150V211H148ZM148 212L146 213V217H148L147 215H148ZM152 212H153V210H152ZM151 212V213H152ZM6 213H9L8 214V216H6ZM14 213V214H13ZM132 213V214H131ZM155 213V211L153 212V214ZM15 215V216H11V215ZM43 215V216H41L40 217V215ZM44 214H46V215H44ZM0 215H1V213H0ZM129 215H133L134 217H135V219L133 218V220L131 219V217L129 216ZM152 215V214H151ZM39 216V217H38ZM48 216V217H47ZM127 216V217H126ZM129 216V217H128ZM145 216V215H144ZM149 216H150V213H149ZM6 217H8V218H6ZM13 217V218H12ZM15 217V218H14ZM118 217V218H117ZM24 218V220H21V219H23ZM25 218L27 219V220H29L30 219V221L28 222V221H26L25 220ZM33 218H35V219H33ZM39 220H38V219ZM103 218V219H102ZM137 218V219H136ZM145 218V217H144ZM7 219H9V220H7ZM118 219V220H117ZM126 219H128V220H126ZM18 220H21V222H24V221H26V222H28V223H20V224H23V225H25L24 226V229L25 230H22L23 229V225L21 226L20 224H19V222L20 221H18ZM101 220V221H100ZM114 220L115 221H118V222H114ZM129 221V222H126V221ZM31 221H32V224H29V223H31ZM35 221L37 222V223H35ZM125 222V223H123V222ZM115 224H114V223ZM134 222V221H133ZM3 223H5V226H4V224ZM28 224V225H27ZM112 224V225H111ZM8 225V227H6ZM30 225V226H29ZM19 226H21L20 228H19ZM121 226V227H122ZM2 227H3V229H2ZM7 229H6V228ZM109 227V228H108ZM111 227V228H110ZM9 228V229H8ZM27 228V229H26ZM4 229H6V230H4ZM12 229V230H11ZM116 229V230H117ZM9 230V231H8ZM27 230V231H26ZM115 230V231H116ZM7 232V233H6ZM9 232V233H8ZM6 234V235H2V234ZM117 234V233H116ZM115 235V234H114ZM114 235H113V237H114ZM119 235H122V233H119ZM5 236V237H4ZM110 236V237H109ZM139 236L140 237H142V235L141 234H139ZM109 237V238H108ZM2 238V239H1ZM3 238H4V240H3ZM112 238V237H111ZM6 239V240H5ZM109 241H108V240ZM4 241V242H3ZM108 241V242H107ZM67 242V243H66ZM108 243V244H107ZM93 244V245H92ZM106 246H105V245ZM82 245H83V248H82ZM100 245H103V248L102 247H100ZM65 246V247H64ZM68 246V247H67ZM79 246V247H78ZM94 248H93V247ZM97 246H99V248L97 247ZM57 247V248H56ZM81 247V248H80ZM96 247H97V250H96ZM67 248H69V249H67ZM71 248V249H70ZM73 248V249H72ZM76 248H77V250H76ZM75 249V250H74ZM79 249V250H78ZM81 249V250H80ZM85 249V250H84ZM90 251H89V250ZM92 249H94V250H92ZM38 250V251H37ZM41 250V251H40ZM68 250L70 251V252H68ZM75 251V252H73V251ZM82 250H84V251H82ZM39 251L40 252H42V254H40L39 253ZM77 251H79V252H77ZM88 251V252H87ZM93 251V252H92ZM36 253H37V255H36ZM48 253V254H47ZM81 253V254H80ZM93 253V254H92ZM70 254V255H69ZM44 255L46 256V257H44ZM48 255V256H47ZM78 255V256H77ZM43 257H44V259H43ZM80 257L78 258V260L79 261H83V260H81L80 259ZM81 257V258H82ZM151 257V261L149 260V258ZM148 259H146L145 257L144 258H141L140 257V259H141V261H140V259L138 258H134V259H132V258H129V257H127L128 258V260H127V258H126V260L124 259L125 258V256L124 257H119V258H121V259H118L117 261H119V262H117V261H112V259H111V257H109L108 255H104L100 260H94V259H96V258H94V259H90V260H88L87 261V263L86 264H145L146 262V264H153V262H155V259L153 260V262H152V256H150ZM153 257H156V255L154 254L153 255ZM15 258H16V260H15ZM47 258V259H46ZM24 259V260H23ZM46 259V260H45ZM50 261H49V260ZM70 259H72V260H70ZM74 259V260H73ZM143 259V260H142ZM144 259H145V261H144ZM43 260H45V262L43 261ZM69 260V261H68ZM76 260V261H75ZM147 260V261H146ZM149 260V261H148ZM22 261V262H21ZM73 261V262H72ZM136 261V262H135ZM144 263H143V262ZM39 262V263H38ZM44 262V263H43ZM47 262V263H46ZM141 262V263H140Z\"/></svg>",
    "mask_w": 264,
    "mask_h": 264
}]
</instances>
